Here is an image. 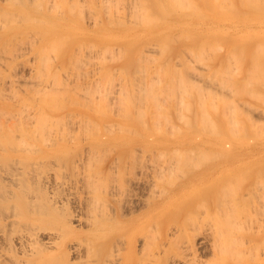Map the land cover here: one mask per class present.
I'll return each mask as SVG.
<instances>
[{"label":"bare ground","instance_id":"6f19581e","mask_svg":"<svg viewBox=\"0 0 264 264\" xmlns=\"http://www.w3.org/2000/svg\"><path fill=\"white\" fill-rule=\"evenodd\" d=\"M2 1L0 0V11L3 15L4 14L3 12L4 11L9 12L11 7L9 6L10 8H8V6H7L9 2L7 4H4L5 0L3 1L4 3ZM11 1H14V0H11ZM19 1H18V3H22L21 4L22 7H24L26 9V7H28V6H26L27 3L31 4V2L33 0L31 2H29L30 0L29 1L27 0V3H25L24 0H22V2H19ZM42 1L43 0H41V1L40 0H36V1L34 0L33 4H35V2H36L37 5L39 7H41L43 5ZM51 1H53V0H51ZM60 1L61 0H59V2L56 1L59 5L57 3L54 5L59 6V9L61 8V11H63L62 10L63 5L60 7ZM65 1L68 2V4L66 2L65 3L69 6V7H67V9H69V11L71 9L70 13L72 12V10H74L76 8V5L80 4V3H76V2H79L80 0L79 1L75 0L76 2L72 1L74 3V6H75V8H73L71 0H69V1L71 2L72 6L70 5V2L68 0H65ZM81 1H83V0H81ZM84 1L82 2V4L84 3ZM91 1H89L90 4H94L91 6H93V7L95 6L96 11H97V9L99 10L101 6L98 8L95 4L98 1L94 0V1H97L94 3H93V1L92 2ZM101 1L103 2V0H101ZM108 1L106 0L105 2L107 3ZM110 1L111 2H109V3L112 5L113 0H110ZM118 1L121 2V0H117L115 2L114 6L113 5L109 6V3L107 5L105 2H104L105 4L104 3L102 4L101 2L100 3L102 5H106L104 7L102 6L103 8L108 7L107 9H105L106 11L105 10L104 11H105V13L108 12L110 14V12H112V11H109V10L112 9V7L114 8L115 5H117L120 8L119 5H121V4H119ZM128 1L129 0H125V2H124V0H123V3H124L123 13L126 10H129V7H127V6L133 7L135 2H136L135 6H134L135 9L132 8V9H134L135 14H134L133 10L130 8L132 10L131 13L134 15V17L137 16V13L141 14V12L145 11V12H143V14L140 15L141 18L143 19V20L142 19L141 20L144 23L148 21L147 24L148 23L150 24V26L148 25L149 27H155V26H151L152 23L150 22V20L152 19L151 21H154V20L156 21L157 18H154L153 15H150V17H148L149 14H151L149 12H148L149 14H146V11L148 10V7L150 6V4H145V5H149V6H146L147 8L145 7L146 8L145 9V8H143L142 1H140V0H138V1H140L139 3L136 0H133V5L129 4L132 2L131 0L129 1V3L127 5L126 2H128ZM174 1L172 0V2H174ZM187 1L188 0H186V2H182L181 3L182 6H180L178 4L179 7H183V9H184L186 6V5L184 6V4L185 3L187 4ZM217 1L218 0H216V2ZM223 1H225V0H222V3H221V0L219 1L222 4V5L219 4V6L223 7V8L220 7V8H222V10L223 9L226 10L228 6L227 7L224 6ZM247 1H249V0H247ZM259 1L261 3L262 2L264 3V0L263 1L259 0ZM15 2H16V0H15ZM63 2H64V0L61 2V4ZM87 2H86V6H88V4H89V3L87 4ZM153 2L155 4V1H153ZM168 2H169V0H168ZM178 2H179V0H178ZM178 2L176 0L175 4ZM239 2H240V0H239ZM242 2L244 3L245 1L241 0L240 6H239V5H237V4H239L238 2L236 4L235 0L234 1L231 0L230 4L233 5L235 3L236 6L241 7V6H243V5H241ZM250 2L252 3V1H250ZM256 2L258 3L257 0H256ZM39 3H40V5H39ZM52 3L53 2H51L49 6H51L53 8L54 6H52L53 5ZM75 3H76V5H75ZM188 3H191V2H188ZM192 3L195 4L196 3L195 0ZM224 3H226V2H224ZM228 3H229V0L226 4H228ZM263 3H262V5H263ZM9 4H11V3H9ZM46 4H49L48 0H47ZM125 4L127 5L126 6L127 9L125 7ZM137 4L138 5L141 4L140 6L142 8L139 6V9H138ZM169 4L171 5L174 3H169ZM244 4H246V2ZM254 4H256V3H254ZM258 4H260V3H258ZM14 5H16V3ZM83 5H85V4H83ZM83 5L82 6L79 5V6L83 8ZM143 5H144V2H143ZM178 5H177V7H178ZM231 5L228 8H231L232 10H233V8L235 9L236 6L232 7ZM247 5L249 6V3ZM252 5H253V3L251 4V6ZM33 6H35V5H33ZM49 6L47 5V6L43 7L42 10H39L41 8H38L37 11H38V13H40L39 15H42L43 13H44L43 15H45L47 12L50 15L49 12L52 13L53 9L51 8L52 11H50ZM91 6L89 8L90 11H91V9H93ZM117 6L115 7L116 11L114 10L115 12L113 11V13L117 14L118 10H122V8L119 9ZM157 6L159 7V4ZM163 6H164L163 8L168 7V5L167 6L163 5ZM197 6L200 7L201 5L199 6L198 3H197V5L195 4V7H196L195 9H200ZM251 6L248 7L249 11H250ZM12 7H13V5H12ZM121 7H122V5H121ZM193 7L194 6H192L190 4V8H193ZM214 7L215 6L213 5V8ZM243 7H245V6H243ZM253 7H255V5L252 6V8ZM256 7H258V6H256ZM85 8L86 7H84V10H85ZM140 8H141V10H140ZM173 8H174V5H173ZM188 8H189V6H188ZM190 8H189V11H190ZM261 8H263V7L261 6ZM17 9L20 10V8H17ZM57 9L58 8H56V11H55L56 13L59 11V10L57 11ZM142 9H143V11H142ZM150 9H151V7H150ZM169 9H170V11H169ZM169 9H168V11L171 12L170 7H169ZM210 9H212V8H210ZM214 9H216V8H214ZM236 9H239L238 12L240 10L243 11V9L245 11V8H243V9L236 8ZM81 10L83 11V9H81ZM81 10H79L78 13H76V14L80 15L82 13V15H80V17L82 16L81 18L84 20V19H86L84 17V15H85V13H86L85 11L87 9L84 12H81ZM131 10H129L127 14H131V13H129ZM135 10H137V11L140 10L141 12H136ZM157 10H158V8H157ZM166 10H167V8H166ZM166 10H161V11L166 12ZM177 10H179V9H177ZM177 10H175V11H177ZM260 10H262V9H260ZM11 11L9 12V14L11 13ZM15 11H16V9H14V12ZM183 11L184 10H182V12ZM186 11H188V10H186ZM233 11H235V13H236V10H233ZM253 11H254V9H253ZM18 12L15 14L16 16L13 13L14 18L17 17L18 20H19V18H20V20H22L21 19L22 15L20 17L17 16ZM20 12H21V14L23 13L22 11H20ZM25 12H26V10H25ZM29 12H30V10H29ZM76 12H77V10H76ZM177 12H179V11H177ZM182 12H180V13H182ZM1 13H0V17L2 16ZM7 13H5L7 20L9 19V20H12V22H13V18L11 19V17H13V15L11 16V14H10V17H9V14L7 15ZM36 13H33L34 14V17H33L34 20L39 19L38 15H37L38 13L37 14ZM53 13H54V11H53ZM56 13H55V15H56ZM62 13L63 12L60 13V16ZM65 13H66V15L63 16V14H62V17H59V18L56 17L58 19H56L55 21H54V19L51 18L53 20L52 22L57 23V25H61V24L69 25V23H71V21L73 22L74 20H76V19H74V20H72V19L76 18L77 16L73 17L71 19L70 15H68L67 12H65ZM74 13L75 12H73V14ZM118 13H120V15L123 14V13H121V11H119ZM144 13H145V18H144V16H142V15H144ZM154 13H155V10H154ZM174 13H176V12H174ZM186 13L188 14V12H186ZM186 13H185L186 16H189V15L191 16L193 14L192 13V14L187 15ZM189 13H191V12H189ZM220 13H221V11H220ZM244 13H243L244 15L247 14L246 12H244ZM35 14L37 15L36 17H35ZM87 14L89 16L91 15L88 12H87ZM92 14L94 15V13H92ZM97 14H100L99 11ZM109 14L105 15V17L107 16L108 20L110 19V17L113 18V22H114L116 17L114 16L115 17V19H114L113 15H115V14H113V15L110 14L111 16H109ZM196 14H197V12H196ZM253 14H255V13L253 12ZM55 15H53V16H55ZM79 15L77 18L78 21H79ZM133 15H132V18H133ZM200 15L202 16L201 12H200ZM223 15L226 16L224 13H223ZM46 16H47V14H46ZM125 16H126V20L124 18H122L121 16L117 15V17L121 18L119 20H121L122 22H123V20H124V22L128 20L127 19L128 15L125 14ZM140 16L138 15V18L136 17V19L133 18L134 20L130 16L132 21H130V20L129 21L133 22V23H137L138 20H140ZM154 16H155V14H154ZM159 16H160V14H159ZM172 16H174V15H172ZM186 16H185V18H186ZM197 16H198V14H197ZM4 17L5 16H3V18H0V20L1 19L4 20ZM94 17H95V19L101 18L98 15L93 16V19H94ZM123 17H124V15H123ZM209 17H210V15H209ZM232 17H233V15H232ZM249 17H247V19H246L247 21H248ZM257 17L260 18L261 15H260V17L257 15ZM23 18H25L26 20H32L29 18V16H27V18H26V16H23ZM53 18H55V17H53ZM146 18H148V19H146ZM160 18H162V16ZM183 18L184 17H182V19ZM244 18H246V17H244ZM244 18H240V19L243 20ZM25 19H23V20H25ZM90 19H91V17L89 18V21H90ZM95 19L93 20L94 23L96 21H100V23H101V22H103L102 20H104L101 18L102 20L99 19V20L95 21ZM260 19H262V18H260ZM3 20H1L2 22L0 21V23L3 24ZM7 20L6 21L4 20L3 26L5 25V22H10L9 20L8 21ZM40 20L41 19H39V21ZM44 20L46 21L45 18H44ZM83 20H81V21H83ZM108 20L106 21L107 23L112 21V20L111 21H108ZM117 20H118V18H117ZM135 20H137V21L135 22ZM165 20L167 21V17ZM169 20H168V22H169ZM171 20H173V19H171ZM208 20H210V19L208 18ZM262 20H264V19H262ZM142 21H139V22L142 24L143 23ZM158 21H160V19H158ZM158 21H157V24H159V26H161L160 23H162V22L158 23ZM162 21H164V20H162ZM173 21L175 22L176 20H173ZM184 21H186V19H184L182 22H184ZM198 21H200V20H198ZM223 21H224V19H223ZM234 21L235 20H233L232 22H234ZM257 21H258V19L256 20V22ZM14 22L18 23L17 21H14ZM23 22H25V21H23ZM33 22H35V21H33ZM52 22H49V23L51 24ZM84 22H88V21H84ZM180 22H181V20H180ZM182 22H181V24H182ZM219 22H221V20H219ZM256 22H255V25H256ZM19 23H21V21ZM36 23H38V22H36ZM39 23H41V22H39ZM79 23H80V21H79ZM79 23H77V24H79ZM90 23H91V21H90ZM116 23L117 22L115 21L114 24H116ZM121 23L118 22V25H120ZM196 23L194 22L192 24L195 26L196 25L198 26L199 22L197 24ZM200 23H202V25H203L204 22H200ZM200 23H199V25H200ZM211 23H212V21H211ZM213 23L211 24V26L213 25ZM217 23L218 22L216 21V24ZM221 23L223 25L226 22L225 23L221 22ZM237 23L239 24V22H237ZM244 23L247 24V22H244ZM250 23H251V25L253 24V26H254L253 22H250ZM258 23H259V21H258ZM258 23H257V25H258ZM2 24H0V26H2ZM48 24H46V25H48ZM81 24L82 23H80V25ZM95 24H97V22ZM110 24H113V23L111 22ZM157 24H155V25H157ZM243 24H242V26H243ZM249 24H248V26H249ZM71 25H73V24H70L69 26H71ZM133 25H136V24H133ZM143 25H145V24H143ZM180 25L178 27H183ZM222 25H220V26H222ZM230 25H232V24H230ZM236 25L237 24H235V26ZM240 25H238L237 30H238ZM3 26L1 27L2 29L0 28V30L4 29ZM37 26H39V25H37ZM99 26H98V28H100ZM174 26H175V24H174ZM208 26H210V23ZM213 26L215 29V24ZM217 26H219V24ZM48 27H50V25ZM87 27H88V25H87ZM87 27L85 26L86 31L88 33L89 31H88ZM94 27H95V25H94ZM190 27L191 26H189V29H190ZM225 27H227V30H228L229 27L228 26H225ZM8 28L5 29L7 31V33H8ZM20 28L22 29V27H20ZM20 28H15V30L16 29L19 30ZM67 28H68V26L66 27V29ZM80 28L82 29L83 27H80ZM85 28L83 29V31L85 30ZM104 28H105V26H104ZM104 28L102 27V30H104ZM118 28H119V26H118ZM168 28H170V27H168ZM175 28H176V26H175ZM246 28H247V26H246ZM255 28H256V26H254L252 28V29H254L253 30L254 32H252L254 34L256 33V30H257V28H256V30H255ZM38 29H41V28H38ZM75 29H72V30H75ZM89 29H90V27H89ZM93 29L95 30V28H93ZM120 29H122V27ZM165 29H167V28H165ZM171 29H173V28H171ZM184 29H185V25H184ZM184 29L182 31H180V33H182L181 35H179L180 34L179 33L177 36V34H176L178 32L177 31L175 33L176 35L174 36V34H173L172 36H174V38L177 40L178 39L181 40L186 36V38L189 37V38H187L189 40L190 35L187 36L188 35V34H186L187 32L185 34H183ZM191 29H192V27H191ZM212 29H213V27L211 28V30ZM234 29H236V28H234ZM234 29L233 30L231 29V30L233 32H235ZM239 29H241V26ZM17 30H16V32H17ZM72 30H70V31H72ZM108 30H110V29H108ZM159 30H161V29H159ZM190 30H188V32ZM195 30H196V28H195ZM195 30H194L193 35H195V33H196ZM249 30H250V28H249ZM13 31H12V33H15ZM28 31L29 30L27 28V32ZM39 31L37 33L34 30H33V32L30 31L31 33H33L35 35L34 36L32 34L31 36L36 37L38 35L39 38L36 37V39L38 38L40 40V38L42 36L44 37V35H42V34L49 32V30H47L46 32L41 31L42 32V34H41V32H39ZM78 31H81V30H78ZM126 31H128V29ZM131 31H132V29H131ZM162 31H159V32H162ZM198 31H200V29H198ZM84 32H80V33H84ZM94 32H96V31H94ZM108 32H110V31H108ZM142 32L145 34L144 31H142ZM149 32H150V30H149ZM191 32H192V30H191ZM212 32H213V30H212ZM222 32H223V30H222ZM53 33H54V31H53ZM153 33H155V32H153ZM165 33H166V31L164 32L163 36L166 35ZM173 33H174V31H173ZM197 33H200V32H197ZM206 33H208V32L206 31L204 33V35ZM229 33H231V32H229ZM21 34H23L22 35L23 38H20V34H19V37H17L16 34L14 36L17 42H18L17 38L20 39L18 43L21 42L22 44H25V42L23 43V41H22V40H25V38H28L26 40H29L30 38H32V39H30L31 40L30 42L32 44H35L38 42V41H35L36 39L31 37L30 35H29V37H27V35L24 34V31H23V33L21 32ZM27 34H29V32ZM55 34H59V33H55ZM95 34L96 33H94V36H97ZM100 34L102 35V33H100ZM103 34H106V33H103ZM112 34L114 36V33H112ZM120 34L117 33L118 36ZM152 34L150 36H152ZM190 34L192 35V33H190ZM226 34H228V33L226 32ZM233 34H236V32ZM233 34H232V36H233ZM243 34H244V32H243ZM245 34H246V32H245ZM3 35H5V34H3ZM3 35H1V33H0V36L3 37ZM60 35H61V33H60ZM92 35H93V33H92ZM134 35H135L134 40H136L135 42L138 43L139 41H137V38H136V35H138V34L136 33ZM141 35H142V33L139 34V38H141ZM158 35L159 34L157 33V36ZM183 35H185V36L182 37ZM10 36L8 37V39H6L7 36L5 37L6 42L4 41L2 43V46H0V47H3L4 45L7 47L8 43H10L8 45L9 47H10V45H13V47L16 46V44H15L16 41L13 38V35L11 36L12 37L11 41H13V39H14V41H15V42L13 41L14 44L10 42V39H11ZM24 36H26V37H24ZM46 36L47 35L45 34L44 39L46 38ZM105 36H104V38L108 37V36L107 37H105ZM124 36H126V35H124ZM163 36H161V38L165 39V38H163ZM172 36H169V37H172ZM224 36L230 37V34L224 35ZM247 36L249 38H251V35L249 36V34H248ZM55 37H56V35H55ZM62 37L65 39L64 35ZM62 37H61V39H59L60 41H63ZM70 37L69 38L73 40L74 36L72 37V35H71ZM178 37H180V38L182 37V38L180 39ZM192 37H194V36H192ZM209 37H210V35H209ZM212 37H216V35L212 36ZM238 37L239 36L237 35V38ZM253 37H255V35ZM66 38L68 39V37H66ZM76 38H79V37H76ZM76 38H74V40ZM139 38H138V40H139ZM142 38H145V37H142ZM156 38L157 37L154 38V41L158 39V38L157 39ZM197 38L195 40L200 39V38H198V39ZM70 39H69V41L66 40L67 42L64 45L62 42H61V44H58V43H60V41L58 39H57V41H59V42L56 43V38H55V42H54V40L52 42L56 43L58 45H61V46L63 45V48L65 47V49L68 50L71 48V46H70V48H68L69 46H67V43L70 42ZM80 39H81V37L79 38V40ZM86 39H88V38L86 37ZM91 39H90V42H93V41H91ZM100 39H103V36H101ZM129 39H130V37H129ZM129 39H126V40H129ZM151 39H153V38H150L149 39L150 42H149L148 39L145 38L141 42L144 43L145 40H147L148 43L151 44V46H152V44L154 45V46H152V48H150L151 46L148 44H143L144 46L140 52L138 51L137 47L134 49H137L138 53L139 54L142 53V55H144L146 53V51H149V54H151L150 51H152V50H153L152 54H154L156 52V50H159L161 48V45H159L160 42H157V41H156L157 44L156 43L154 44V41L153 40L151 41ZM167 39H168V37H167ZM173 39L169 38L170 41L165 39L166 41L163 40V42L165 41L168 44V42H171V40H173ZM202 39H204V38L202 37ZM7 40H9V41H7ZM48 40H50V38H48ZM109 40H110V38H109ZM119 40H121V39H119ZM188 40H186V42ZM232 40L233 39L231 38V41ZM33 41H35V43ZM50 41H47V42H45V40H44V42L42 41L43 44L44 43L46 44V45L44 44V46H46L47 48H45L43 45H41V49L44 47L43 49H45V50H42V51L45 53L47 51L48 58L52 59V58L57 57V55L55 54L57 52V50L55 53L51 52L54 50L55 47L52 48L50 46L52 44V43H49ZM112 41H114V40H112ZM160 41H161V39H160ZM193 41H194V39H193ZM215 41H216V44H219L220 41H224V40L218 39V41H219L218 42L216 39ZM215 41L212 42V44L213 43L215 44ZM0 42H2L1 37H0ZM30 42L28 43V41H26V43H28L29 46L32 47ZM63 42H65V40ZM94 42H96V41H94ZM176 42L178 43V41H176ZM189 42H192V41L189 40L188 43ZM194 42H192V43H194ZM210 42L211 41L209 39V41H207V44H209ZM4 43H6L7 45ZM47 43L50 44V45L48 44L49 47L47 46ZM76 43H77V41H76ZM76 43H75V45H77ZM79 43H81V42H79ZM108 43H109V41H108ZM142 43H141V45H142ZM145 43H147V42H145ZM174 43H175V41H174ZM200 43L202 45V43L205 44L206 41L205 42L200 41ZM228 43H230V42H228ZM261 43L263 45V42H261ZM81 44H83V42ZM84 44H86V42ZM93 44L95 45V43H93ZM93 44H92V46H93ZM100 44H101V46L104 45L102 41ZM100 44H99V46L96 44V46L101 47ZM132 44H134V43H132ZM186 44H183V46L185 47ZM214 44H213V46H215ZM241 44H242V42H241ZM20 45H17V47H20ZM27 45L25 44V46L27 48H31V47H28ZM70 45H72V44L70 43ZM83 45L82 46L80 45V48L82 50L84 48ZM87 45H88L87 47L89 48L90 44H87ZM111 45L113 46V44H111ZM141 45L139 47H141ZM155 45L156 46L159 45V47L157 46L156 49L153 48V47H155ZM162 45L164 46V47L163 46L162 47L165 48V50L163 49L164 53H165V51L167 52L168 51V50H166L167 45H164V44H162ZM195 45H197V44H195ZM201 45H200V47L197 48L199 51L201 50L200 48H202L203 50H206V48H207L208 51L206 50L205 52L203 51L202 53H200L201 55H199V54L196 55L197 52L199 53V51L196 49L197 51L194 53V57L196 55V57H195L196 59L193 61L195 62L198 58V61L200 63L203 62V64H205L204 63V61H205L206 64L204 66H206L207 64L209 65V63H207L206 60H212L213 57H211V56H213L215 54V52L219 51L220 49L216 50V47L218 45L215 46L214 48L212 45H210V46H212L213 49L209 45L206 46V44L204 45V47H205V49H204V47H202ZM235 45L233 44V47L230 50L227 49V51L229 50V53H227V55L229 56L230 54H232L231 59H233L236 56L239 59L234 58L233 60L237 59V61L238 60L240 61L241 56L238 57V55H235V53H236V51H234V49L236 50ZM260 45L261 44H259V46ZM5 46L3 47V49H0V52L3 51L5 48L6 50H4L2 52L4 55H5V53H6V55L7 54L11 55L10 53H12V55H13V56L12 55L10 56L11 58L7 56V58H8L7 59L6 55H5V57H3L4 55L2 53L0 54V55H3V56H1L2 59L6 58V60H7V61L2 60V59L0 60V61H4L2 63L5 64V66H6L5 69L7 71L9 64L11 62L13 63V60L18 62L19 59L16 60L17 59L16 56L19 55V58L22 56L24 57L26 54L25 55L23 54L25 52L23 50L24 49L27 50V49L24 48L25 46L23 45V47H22L23 50H22V48L16 50V48H17L16 47V48H13L12 52H10V50H12V46H11L10 50L8 48H6ZM38 46H39V44H38ZM84 46H86V45H84ZM104 46H102V47H104ZM125 46L128 47V44L127 45L125 44ZM132 46H134V45H132ZM174 46L175 45H173V47ZM187 46H189V45H187ZM227 46H229V45H227ZM35 47L33 46L31 48V50H33V48H35ZM87 47H86V49H88ZM94 47L95 46H93V48ZM98 47H96L97 49L95 48V50H97V52H98ZM120 47L122 48V46H120ZM120 47H119V44H118V47L116 44V48H120ZM173 47H170V51H168L169 53L171 52V48H173ZM180 47H182V46H180ZM244 47H245V45H244ZM244 47L242 46L241 48L245 49ZM261 47L263 48L264 46H261ZM51 48L53 50L50 51ZM58 48L61 49V47H59V46H58ZM90 48L87 50L89 52H86V49H84V51H85L84 56H86L87 59H88V55H86V54L87 53L92 54L91 56H89V58L91 57V60L90 59L86 60L85 59L86 57L84 58L88 62H83V63H87L84 65H87L88 67L91 64V61L94 60L93 58H96L98 56L99 52L101 54L100 56H102V53H101L102 49H101V51H99L98 53L95 54V56L97 55L95 57L93 54V53H95V50H92L93 51L92 52L90 50ZM108 48L109 47L107 46L106 52L108 55L113 53V52L116 53V50L114 51V49L112 52L108 53V51H109ZM192 48H194V46L191 47L190 49L188 47L183 48L185 51L186 50L189 51V54L192 56L191 60H190V57L188 58L186 56L187 55L186 53H188L187 51H186V53H184L185 51H181L182 49L181 50L179 49L181 52L180 55L184 54L186 56V58H185L183 55H181L182 58L186 59V62H188L187 60H189L190 62L192 61V58H193L192 54L193 53L190 52V51H193ZM217 48H220V47L218 46ZM241 48L238 47V49L240 51L242 50ZM257 48H259V47H257ZM48 49H49V51H48ZM122 49H124V47ZM14 50H16L18 52H21V50H22L23 51L22 55H21V53L17 54L18 52H16L15 54H17V55L14 56V54H13L15 52ZM63 50H61V51H63ZM66 50L64 51L65 54L67 52ZM82 50H81V52H82ZM104 50H105V48L103 49V51ZM126 50H127V48H126ZM239 50H237L238 53L244 55L242 52H239ZM37 51H36V54L34 53L35 57L38 54ZM42 51H40V54L42 53ZM70 51H72V49H70ZM74 51H79V50L74 49ZM209 51H211L210 53H213V54L209 53L210 56L208 57L209 54L208 53L206 54V52H209ZM253 51H255V50H253ZM253 51H252V54H253ZM7 52H10V53H7ZM28 52H30V51H28ZM48 52L54 54L55 57H52L53 55L51 56L52 58L49 57L50 54H48ZM104 52H103V54L105 55ZM127 52H128V50H127ZM134 52H136V51H134ZM256 52H259V50H257ZM59 53H57V54H59ZM72 53H74V52H72ZM120 53H124V52H122V51L119 53L117 52L116 56L117 55L120 56L121 55ZM203 53H204V55L206 54L208 59L205 60V58H203L205 56L200 57V56H202ZM69 54H70V52H69ZM79 54H81V53H79ZM223 54L224 53H222V55ZM263 54H264V50H263ZM28 55H29V53H28ZM28 55H26L27 58H28ZM45 55L46 54H44V55L42 54V56H45ZM82 55H83V52H82ZM157 55H159L161 57V54H157ZM167 55L169 56L170 54L167 53ZM167 55H166V58H167ZM175 55H177V54H175ZM218 55H219V53H218ZM260 55H261V53H260ZM42 56L41 55L38 56V58L40 57L41 61H40V59H38V61H37V59H34L35 57H33L34 60L31 58L32 59L31 61L36 60V62H34L35 66H33L32 62H31L32 65L28 64V63H30V61L25 59V57H24L25 60H22V61L19 60V63L28 62V63H26V65H30L31 67L37 68L38 65H36V63L38 62L40 64L39 67L42 68V71H43L42 73H44V76H46L47 79L50 78V81L52 79L51 82H53L54 77L51 78V76L55 75L58 82H59V80L61 81V79H62V81H61L62 84H64V82H65V81L63 82V80H67L69 78V75H68V78L66 77V75L68 74V71L71 70L70 66H71V64L73 65V63H72L73 60H74L73 62L75 63L74 58H76V61H81V63H82L83 57H84V56L82 57L80 55L82 57V59L80 57H78V59L80 58L78 60L77 56H75V53H74L75 57L73 56L74 58H71V63L69 64L70 66L69 67L65 66L67 69V72H66V69L64 68V65L65 64L68 65V63L70 62L69 61L70 56H68V61H69L68 63L64 62L67 60L64 57L65 60L63 59V62L65 64L61 65L60 63H58V65H57L55 63V65L58 66V67H56V68H58V70L56 68H54V70L52 72V69L55 66V65H53L54 59L52 60V63L50 65L49 63L51 62V60H49L46 56L45 57H42ZM100 56H98L96 59H98L100 61H105L104 59L107 60V58L109 59V57H110V59H113V58L116 59L117 58L115 56V54H113L114 57L108 56L104 59L101 58V59H103V60H101V59H99ZM123 56H124V54H123ZM128 56H129V54H128ZM137 56H138V54H137ZM145 56H146V54H145ZM151 56H152V59H151ZM151 56L148 55L146 58L149 60L145 59V62H144V61H140V59H142L141 54H140V56H139L140 57L139 58L140 63L139 64L137 63V66L140 65L142 68H145L146 64L149 65V63L152 62L154 59H155V61H157L156 60L157 57L159 58V56H156V58H154L155 54L151 55ZM162 56H165V55H162ZM224 56L225 55H223V59H224L223 61H225V59H226ZM228 56H226V57L228 58ZM13 57L14 58L16 57V59H14ZM58 57H57V59L62 60ZM60 57H63V56H60ZM111 57H113V58H111ZM171 57H172V55H171ZM215 57H217V54ZM254 57L255 56L253 55L252 58L255 59ZM262 57H260V58H262ZM9 58L11 59V61H9L10 60ZM45 58L49 60L48 62L46 60V62L48 64L45 63V66L43 65L44 67L47 66L46 68L41 66L42 65L41 63L45 60ZM178 58H180V56H178ZM200 58H202L204 61H202V59H200ZM120 59H122V58H120ZM163 59H160V61L161 60L163 61ZM184 59H182L183 60L182 61V60L177 59V57H176V60H179V62L182 61L184 63ZM220 59L222 61V58H220ZM231 59H230V56H229V59H227L228 60L227 61L228 66H231V65H229L230 64L229 62H232ZM253 59H251V61H253ZM146 60L150 61V62L148 63ZM171 60H173V59H171ZM176 60H174V61H176ZM215 60H216V58H215ZM243 60L244 59H241V61H243ZM262 60H263V58L260 59V61H262ZM5 61L8 63V65L6 64ZM123 61H126V60H123ZM155 61H153V62H155ZM193 61L191 64L192 67L194 65ZM254 61H253V63H254ZM257 61H259V60H257ZM44 62H43V64H44ZM106 62H108V61H106ZM106 62H104V63H106ZM119 62H120L119 63V65H120L121 61H119ZM141 62H144L145 64L144 63L142 64ZM170 62H172V61H170ZM177 62H175L174 64H176ZM190 62H188V63H190ZM216 62H218V61H216ZM220 62H219V66L221 64ZM24 63H22V64L24 65ZM83 63H82V65H83ZM94 63H96V62H94ZM98 63L100 65L96 64V66L98 65V67L96 69H100L99 67L101 66L102 62H98ZM125 63H127V61ZM165 63L167 64V61ZM188 63H187V65H188ZM262 63L263 62H261V65H262ZM76 64H77V62H76ZM76 64H74L73 66H76ZM79 64H80V62H79ZM111 64L115 65L114 63H111ZM127 64H129V63H127ZM153 64H154V66H156L155 63H153ZM180 64H181V62H180ZM180 64L178 63V65H180ZM184 64H183L184 68L182 67L184 70L187 68L189 69V66H190V69L193 70L190 64L188 66L186 65L187 68ZM203 64H201V66ZM227 64H225V65H227ZM257 64H259V63H257ZM12 65L13 64H11V66ZM15 65L18 66L19 64L15 63L12 67L13 68L16 67ZM26 65H24V66H26ZM49 65H50V67H48ZM80 65H79V67H75V68H79V70H78L79 72L77 70H75V68L72 69V73L75 75V77L77 76L78 73L83 72V70L84 71L86 70L87 72L92 70L91 69L88 71L86 68L83 69L81 66V69H83V70L80 71L81 70ZM84 65H83V67H84ZM119 65H118V68L120 69ZM131 65L132 64H130V66ZM134 65H135V63H134ZM144 65H145V67H143ZM158 65H160V67H161V65H162L161 62L158 61ZM208 65L206 67L203 66L204 68L202 67V69L206 70V68H209ZM234 65H236V63ZM239 65L240 64L237 63L236 67L238 68ZM252 65H255V64H252ZM252 65H250V66L252 67ZM261 65H260V67H262ZM0 66H1L0 72L3 71L0 75L3 76L2 74L6 73V75L8 76L9 75L8 72H4L5 71L4 65H2L0 63ZM30 66L27 68H30ZM51 66H52V68H51ZM60 66H63V67H60ZM92 66L94 67V65H92ZM106 66L104 65V67H106ZM124 66H126V65H124ZM150 66H149L150 69L154 68V66H152L153 68H151ZM170 66H172V64ZM196 66L194 65V67H193V68H196V69H194V70H196L195 72L198 71L196 74L201 73V68H200V71L198 68V67H200V65H198L197 67ZM219 66L216 67V70ZM20 67L17 69L18 72H19ZM132 67H130V68H132ZM135 67H136V65H135ZM166 67H167V65H166ZM174 67H176V68H174L175 73H179L178 78L181 77L182 75H180V74H182V73H180L178 71L181 68L179 67L180 69L176 70L178 68L177 65ZM251 67H250V69H251ZM257 67H259V65ZM2 68H3V70H2ZM35 68H34V71H36ZM41 68H37V69L39 70ZM47 68L48 69L51 68V71L49 70L50 74L52 72V75H50V77H48L49 74L45 75V73L48 71ZM60 68H63L62 72L64 70L66 74L64 72L63 73L65 75L63 73H61V74L59 73V72H61ZM68 68H70V70ZM101 68H102V66H101ZM106 68H107V71L110 72V70H108V69H110V66H109V68L108 67H106ZM122 68H121V70H122ZM124 68H127V67H124ZM138 68L136 67L135 70L138 71L139 70ZM157 68H159V66ZM157 68L155 67L153 69V71H150L148 73L152 74L151 72H153V75H154L155 71L159 72V70H160V68L159 69H157ZM162 68H164V67H162ZM9 69L11 70L12 68H9ZM43 69H46L45 72ZM59 69H60V71H59ZM93 69H95V67ZM171 69H169L167 71H165V69H164L163 71L164 72H168V71L171 72L170 71ZM183 69H181V70L183 71ZM190 69H189V71H190ZM209 69H212V68H209ZM227 69H228V67H227ZM229 69H232L231 72L234 70L233 68H230V67H229ZM10 70H9V72H11ZM22 70L23 69H21V71ZM24 70L27 71L26 68ZM24 70H23V72H25ZM29 70L30 71H27L25 73L27 76L29 75L28 76L29 79H28V77L26 79L31 81L34 78L36 80L37 79L36 76H38V75H35L34 77H32L33 76L32 73L34 71L33 70L31 71V69H29ZM55 70L58 72H56ZM74 70H75V73H77V72L78 73L75 74ZM145 70H148L147 67ZM194 70L192 71V74H191V72H188V70L185 71L184 74L187 75V72H188V75L190 73L191 76L193 77V74L195 73ZM213 70H212V74L215 73V72H213ZM224 70H226L225 66H224ZM224 70H222V68H221L220 73L217 71V73L220 74L219 75L220 78H224V75H229L228 72L227 73L225 72L223 77H221ZM235 70H237V69H235ZM235 70L232 73L236 72ZM262 70L264 71V68ZM14 71L15 70L12 69V73H14V74H16V76H18L19 74L17 72L15 73ZM86 71L83 73H86V75L88 76ZM96 71H101V70H95V72H93V73H96ZM103 71H102V73L104 74L106 72V70H105V72H103ZM122 71L125 72L124 70H122ZM209 71L210 70H208L207 72H209ZM247 71H248V69L246 70V72ZM256 71H255V76H256ZM28 72H32V73L27 74ZM39 72H40V70H39ZM39 72L35 73V74H39V76H38L39 78L36 81H38L40 79L42 80V78H43L41 76L42 73H39ZM117 72L120 74V72L118 70H117ZM141 72L144 73V69H142ZM141 72H136V73L138 75V74H141ZM158 72L156 73V75L158 74ZM164 72H163V74H164ZM203 72H204V70H203ZM229 72H230V70H229ZM240 72H241V70H240ZM240 72H239V74H240ZM249 72H250V70H249ZM12 73H10V74H12ZM53 73H55V74H53ZM72 73H70V79L68 80L69 82H70V80L72 81V79L75 78ZM90 73L92 74V72H89V75H90ZM100 73L101 72H99V75H100ZM145 73H147V72H145ZM206 73H204L203 76L204 75L206 76ZM209 73L211 74V72H209ZM21 74H22V72H21ZM56 74L58 75V77L59 76L60 77L63 76V77L60 79V77L58 78ZM97 74L98 73H96V75ZM103 74H102V76H104V77H101V78L104 79L106 75H108V76H109V74L115 75L116 73L113 74L110 72L108 74V72H106V75L105 74L103 75ZM131 74H129V75L133 76ZM201 74L197 75V79H200ZM216 74H215V76H216ZM6 75H4V76L7 77ZM26 75H25V77H26ZM79 75L80 74H78V76ZM86 75H84V76H86ZM94 75L95 74H93V76ZM153 75H150V79L147 77V80L152 81L151 79L153 77V81H154L155 75L154 76ZM158 75H157V77H158ZM169 75H171V74H169ZM175 75H177V74H175ZM9 76H11V75H9ZM16 76L15 75H14V77L11 76V79L13 77L14 79L17 78V80H18V78L22 79L24 77V75L23 76L20 75L19 77H16ZM40 76L42 78H40ZM72 76H73V78H72ZM108 76L105 79L107 82L108 81L110 82V80H108L109 79ZM115 76H112V77L109 76V77H111L110 79H112ZM120 76L118 77V74L116 76V77H118V80L120 78V82L124 81L127 78V76L124 79L122 77L123 80H121ZM198 76H199V78H198ZM209 76L210 77L207 76L209 78L208 79L209 81H207V82H210L212 80L211 75H209ZM213 76L214 75H212V77ZM230 76H226V77H230ZM25 77L23 79V80H25V81H23V83L28 82V81H26ZM88 77L90 78V76H88ZM96 77H98V76H96ZM183 77L184 76H182L181 78H183ZM186 77L189 79L188 76H186ZM194 77L196 78V75ZM217 77L216 78L214 77V79L212 80V83L215 80L214 81L215 83H213L215 85L218 84V82H219V81L216 82V80L220 79ZM226 77L224 78V80L226 79V81H228V78H226ZM2 78H4V77H2ZM2 78H0L1 82L3 81ZM46 78L44 77V80L46 81V83L49 84L50 81L48 80L49 81L48 82ZM77 78H76V80L78 81V83L75 79H73L75 81H73V83L71 82L72 87L75 86L74 84H76V83H77V85H79L80 81ZM83 78L81 77L80 79H83ZM89 78L85 79V80H86V82L88 80V82H87L88 85H91L93 82L90 80L93 77L91 76L90 80H89ZM115 78H113V82H115L114 81ZM131 78L132 77H130V79ZM136 78H137V76H136ZM164 78H165V74H164ZM175 78L174 77L171 78L172 81H176ZM195 78L192 79L190 77L189 80H191V82H195L196 81ZM201 78L204 79L205 77H201ZM245 78L246 77H244L243 80ZM251 78H253V77H251ZM9 79H10V77H9ZM14 79H12L14 84H12L8 79L5 80V82L9 81L8 84L11 83V86L10 85L8 86L11 89L13 88L12 86L15 85V82H16ZM100 79L97 78V80H96V78H95L96 81L95 80L94 81L96 83H94L95 85H91L92 87L91 86L88 87L87 83L85 82L86 84L85 83L84 84H85V86H87V88L85 86H84V88H82L84 81L81 82L82 83L81 88L77 87V85H76L77 89H74L75 87H73L71 89L70 84L66 85L67 89L64 87L65 84L62 85L64 88L62 86H60L63 89L59 88V86H57V88H56V86H55V88L58 91H54V89H53L54 86H53V88L51 87L52 89L50 88V90L48 88L52 84H54V85L56 84V83H54V82H57L56 79L54 80V82L52 84L50 83L49 86H48V84L44 83V85L46 84L48 87L41 84L45 81H43V82L38 81L37 83L35 82L36 86L33 84L32 87L34 89L30 88V90H28V88L31 86L29 83H32L33 80L31 82L29 81L28 84L25 83V85H27L26 87L21 82L22 85L24 86V91H26V89L28 90L27 94H25L26 92H24L22 90L23 86L20 87L21 83L18 80L17 83H19L20 85L17 83L16 84L18 85L19 89L17 90L18 87H17V85H15L14 86L15 88H13V92H11V93H14L15 90H16L17 94H18V91H19V93L23 92V95L22 94L18 95V97H20L18 99V101L20 99L25 98V99H23V101L29 99V101H27V102H29L28 105H31L32 103L35 104L36 101L32 102V103L30 102L31 97L30 98L28 97L30 95L35 96V97L37 96L36 99L37 100L39 99L38 101H40V102H41V100L43 101V103H39V104L36 103L35 106L32 104V106H29L28 108L23 107V105L25 106L27 104L26 101L23 102V105H22L23 108L20 107L19 105L17 108H15L16 104L17 103L19 104L20 101L18 102L16 100L17 97L15 98V96L11 97V98H10V96H8L11 94L9 92L11 89L5 88L6 86H4V88H2L3 86L0 87V92L3 91V90H1V88L4 89V91H5V89L9 90V91L6 90L9 93V94L7 93L8 95H6V91L4 92V94H3V92H1V94H3L1 96H3V98L7 96L11 100L13 98H15V101H12V102L17 101L16 104L14 103L15 106L12 107L13 104L11 101L9 102V100H7L8 98L4 102V100H2V97H0L1 98L0 101H3V103H7V105L2 104L3 106L0 104V108L2 107L0 109V112L2 111L0 113L1 114L0 117L3 116L2 118H0V264H264V142H260L257 145H253L252 143H249L248 141H247L248 144L236 143V142L233 143L234 141L232 139L233 142L231 143V142H228L225 140L226 139L225 135H224L225 136L224 140L215 139L217 137V135L215 138H213L211 135V133H213L215 130L213 128H217V130H218L219 126L216 127L214 124H211V122H209L211 119L208 120V117L212 118V116L215 115V113H212L211 117L209 116L210 113H209V115H207L208 114L207 110L204 107L206 102H205V104L202 103L203 101H205L203 98L209 97V96L204 95L205 97H203L201 95L203 101H201V102L199 100L198 101L200 103H202L203 105L199 106L200 103L196 102L198 104V106L201 107V109L199 110V107L197 106L198 109L196 111L195 109L197 107L195 108V104H194L195 102L192 101V99H193L191 96L192 93H191V95H190V93H188L191 91L188 88L193 87L190 85H192V84L194 85L196 82L190 84V81L187 82L184 79L185 81H183V82H185V83H183V82H181V83L185 85L187 82L188 85L186 84L187 87H185V88H187L189 91H187V89H185L183 86H181V87L179 86L182 91H177L179 89V88H176L177 87L176 85H178L177 82L175 83V82L170 81L171 79L170 80L168 79L169 81L163 83L165 86L167 85L166 90H164L165 88L163 87L164 86L163 84H162L163 86H160L161 88H159V86L157 87V85H160V83H162V81H160V83L158 84L157 81L159 78L158 79L156 78L155 80H156L157 84L154 83V84H156L154 86L157 87V90L155 89L156 87H154L155 90L154 89L151 90L153 87L151 88L150 86H149L150 90H147L148 86H146V84L142 82L144 80V76H143L142 80L140 79L139 81H136V80H138V78L135 79V83L137 82V83L145 84L146 89H145V87H142L143 86L142 84L140 85L142 88L138 87L139 84L138 85L135 84L132 87L134 88L136 86V87H138L137 89L131 88L132 90L131 89L127 90V88H125L126 86L124 85L126 81H124L123 85L125 87L121 86L122 89H120V90L117 89L118 85H119V82H117L118 83V84L116 83L117 86H115V83H112V84H114L115 87L112 85L113 88H111L112 90L110 89L111 91H108L109 90L108 88H106V89H108L107 91H103L105 89H103L102 91H99L100 88H98V87H103V88L105 87V86H103L102 82L100 83L101 85H99V86L97 85L98 84L97 82H100ZM162 79H159V80H162ZM230 79H232V78L230 77ZM145 80H146V77H145ZM166 80H167V78H166ZM68 81L66 83H68ZM180 81H182V79L179 80V85H180ZM198 81H200V80H198ZM220 81L221 82H219L218 86L220 87V84L222 83L223 84L222 89L226 90V87H227V89H229L235 85L234 82L236 81V79L233 80V83H230L231 81H228V83L224 81V83H223V81L221 79H220ZM248 81H249L248 83L251 85V83H250L251 81L250 80H248ZM58 82L56 85H59ZM107 82H105V83L107 84ZM127 82H128V80H127ZM148 82H146V83L148 84ZM169 82L175 83V85L173 84L172 86H169V84H170ZM2 83L4 85L5 84L7 85V83H4V82H2ZM2 83H0V84H2ZM38 83H40V86L37 87ZM89 83H91V84H89ZM105 83H104V85H106ZM205 83H203V84H205ZM225 83H227V84H225ZM246 83H247V81H246ZM246 83H245V85H246ZM260 83H261V81H260ZM228 84L230 85L229 88H228ZM231 84H233L232 87H231ZM252 84H254V83H252ZM258 84H259V82H258ZM110 85H111V83L108 86L109 88L112 87ZM129 85H130V83H129ZM131 85H132V82H131ZM224 85L226 87H224ZM245 85H242V86L244 87ZM43 86L47 87L48 89L47 88H45V89L49 90V91H46L44 88H42ZM93 86H95V87H93ZM35 87L38 88V89L36 88V91L37 90L40 91V88H41V91L44 89L43 93L41 91L40 92L42 94L39 91L34 92ZM127 87H128V84H127ZM170 87H173V90H171V91L172 92L174 91V92L170 93V95L168 96L169 98H166L167 97V96H165L166 91L168 93L171 92V91H169L170 89H172ZM200 87H201V85L197 86L196 88L194 86L195 90L197 88H199L198 91L196 90L195 92L200 93V94L201 93L204 94V92H205L204 90H208V89H206L207 87L205 89L202 88L204 90H201ZM213 87H214V85H213ZM92 88H94V89L92 90ZM182 88H184L185 91H183ZM235 88H237V87H235ZM235 88L232 89L233 93H234V91H235V93L237 91V90H235ZM246 88H247V86H246ZM252 88H254V86ZM113 89H115V90L113 91ZM128 89H129V87H128ZM167 89H169V90H167ZM209 90H210V88H209ZM213 90H215V89H213ZM213 90H212L211 94L213 92H215ZM219 90L221 91V89H218V91ZM232 90L230 89V91L228 90V92L227 91L226 92L227 93L230 92L232 95H234L231 92ZM247 90H248V88H247ZM31 91H33L34 93ZM28 92L30 93V95ZM222 92L224 93L222 96H224L226 94V92H224V91H222ZM237 92H238V95H240L239 94L240 92L243 94V92H245V91L242 92L241 90H239ZM247 92H245V93H247ZM262 92H264V91H262ZM35 93H37V94L39 93L40 95L39 94L35 95ZM209 93H210V91H209ZM249 93L254 94L255 92L249 91L248 95H249ZM17 94L14 93V95H16V96H17ZM200 94L198 95V99L201 100V98H199ZM206 94L208 95V91H206ZM218 94H220V93H217V96H218ZM229 94H227V95L230 96ZM4 95H6V96H4ZM11 95L13 96V94H11ZM21 95H22V98H21ZM257 95H259V96L256 97V95L254 94L253 98H259L263 94L259 91ZM213 96H216V95H213ZM222 96H219L218 98H222ZM35 97L33 98L34 100H36ZM57 98H58V100H57ZM214 98H216V97H214ZM224 98H222V99H223V101L224 100L225 101L222 103H225L228 101V100L226 101V97H224ZM231 98L233 99V96H231ZM237 98H238V96L234 99L235 103L236 102L238 103V101H239V100H237ZM240 98L241 97H239V99ZM244 98H247V99H246V101L242 99L244 101L243 103H245L247 105V100L249 97H247V95H246V97H244ZM149 99L150 100L153 99L154 102L151 101V103H149L148 102V101H150ZM44 100L46 101V103ZM187 101H189L190 103H188ZM213 101H215V99L211 100V102L209 103V104H211L210 107L211 106L217 107L216 103H214ZM58 102H60V103H58ZM232 102H234V101L232 100ZM240 102L242 103L241 99H240ZM0 103H2V102H0ZM10 103L12 104V105H10L12 110H10L11 108L7 109L8 107L5 108V106H8ZM21 103H22V100H21ZM21 103H20V105H21ZM101 103H102V105H101ZM248 103L250 104L249 101H248ZM225 104H224V106H225V108L228 109L227 114L229 113V115H228V118H229L230 113H233V112H232V109H230V111H229V106L226 107L228 105V103H227V105H225ZM238 104H240V103H238ZM245 104H244V106H242L244 109L246 107ZM28 105H26V106H28ZM240 105H242V104H240ZM252 105H251V107H254V102L252 103ZM187 106H189V108ZM231 106H232V104H231ZM249 106L246 107V108L251 109L249 111H246V112H248L247 114H249L248 116H251V117L254 116L255 117V115H257V114L251 113L253 115L252 116L249 113L250 111L254 110L255 108L252 109ZM19 107L21 109H18ZM185 107H187V108L184 109ZM202 107H204V108H202ZM256 107H258V105ZM3 108L5 110L7 109L9 111H6L3 113V111H5ZM220 108H218V110ZM260 108H259V111L264 112L263 108H261V110H260ZM203 109H205L206 112ZM234 109H235V107H234ZM210 110L211 109L209 108L208 111H210ZM216 110L214 108V111H216ZM222 111H223L222 113L224 114L225 110H222ZM244 111H242V112H244ZM259 111L257 109V112H259ZM210 112H212V111H210ZM235 112L236 111H234V113ZM246 112H245V114H246ZM253 112L256 113L255 111H253ZM239 113L240 114H238V115L240 116L242 113L240 111H239ZM235 114H233V117L235 116ZM247 114H246V116H247ZM226 115L224 114V118L226 117ZM201 116L203 118V120L201 119L202 120L201 122H205V124H203V125L198 122V119ZM215 116H219V115L216 114ZM261 116H262V119H264L263 114L258 116V120H260V122L263 121L262 119H259V118H261ZM231 117H232V114H231ZM213 118H214V116H213ZM256 118H257V116H256ZM256 118H255V120L257 121ZM162 119L165 120V122H167L164 126H166L168 124V122H172V126L169 125L171 130L169 128L163 127L162 126L163 124L161 126L165 129H160L161 126L159 125V123H161ZM235 119L237 120L236 117H234L233 119H229V120L226 118L224 120H227V124L229 123L228 125L229 126L232 125V127H233L236 125H233L230 122L233 121L232 123L239 124L238 121L240 120L239 119L237 121L238 122L237 123V122H234ZM247 119L249 120V118H247ZM218 120H220V118ZM224 120H222L221 122H224ZM252 120H253V118H252ZM213 121H215V120H213ZM250 121H251V118H250ZM253 121L251 123L256 124V125L254 124V126H253L250 123V126H253V128L256 126L255 129L256 128L258 129V128H260L259 125H262V128H264L263 127L264 124H259L257 121V123H258V125H257L256 121H254V122ZM162 123H164V122H162ZM212 123H214V122H212ZM217 123H220V122H217ZM240 124H242V123H240ZM220 125H222V124H220ZM225 125H226V122L224 123V126ZM237 126L240 127L241 125H237ZM245 126H248V124ZM245 126L241 127V128L244 127L242 129V131H243L242 133L248 134L249 133V132L247 133L248 129H247V127L245 128ZM228 127H227V129H228ZM239 127H237V128L239 129ZM225 128H226V126H225ZM167 129H169V130H167ZM211 129H212V131H211ZM234 129H236V127H233V130L231 129V131H230L233 134L237 133L236 131L238 130V129H236V130H234ZM255 129H254V132L256 133L257 137H258V134H262V133H260V131L258 132L259 129L258 130H255ZM251 130L249 129V131H251ZM221 131L224 132L222 129H221ZM244 131H246V132H244ZM256 131L258 132V134ZM263 131H261V132H263ZM216 132L215 133L218 134L220 131L219 132L216 131ZM252 132H253V130H252ZM239 133H241V131ZM249 135H250V133H249ZM262 135H259V137L262 138L263 137ZM222 138H224V137H222ZM241 138H243V137H241ZM261 141H264V140L261 139ZM260 214L262 215V217L257 216Z\"/></svg>","mask_w":264,"mask_h":264},{"label":"rangeland","instance_id":"374dc122","mask_svg":"<svg viewBox=\"0 0 264 264\" xmlns=\"http://www.w3.org/2000/svg\"><path fill=\"white\" fill-rule=\"evenodd\" d=\"M1 1H2V0H1ZM3 1H4V0H3ZM3 1H2V2H3ZM18 1H19V0H18ZM18 1L16 0V2H15V0H14V1H11V0H5V1H4L5 3H4V2H3V3H4V4H7V3L9 2V3H11V4L13 5V7H12V5L9 4V3H8V5H7L8 8L11 7V8H10V11L12 10L11 13H10L11 16L13 15V13H14V15H15L18 11H19V12L22 11V12H23L22 14H21V12H20V13L18 12V14H19V15L17 14L18 17H20V16L22 15L21 19L23 20V19H25V18H23V16H26V18H27V16H29V18L32 19V20H26V19H25V20H23V21H25V22H23V21L20 20V18H19V20L21 21V23H19L20 21L18 20V18H17V17L14 18V15H13V17H11V19L13 18V22H12V20H9V19H8L10 22H5V25L3 26V24H4V20H5V21L7 20V18H6V14H5V13H7L8 11H4V12H3V13H4L3 15H2V13H1V11H0V13H1V15H2L0 18H3V16H5V17H4V20L1 19V20H3V24L0 23V24H2V26H3V28H4L3 30H0V31H1L0 33H1V35L5 34V35H3V37L0 36V37H1V41H2V42H0V44H1L0 46H2V43H3L6 39H8V37H9L10 35H11V36L13 35V38L15 39V37H14L15 34H16L17 37H19V34H20V38H23V37H22L23 34H21V32L23 33V31H24V34H25V33L27 32V28H28V30H29V31H28L29 34H27L28 32L25 34V35H27V37H29V35L31 36V35L33 34V33H31V32H33V30H34L35 32H36L37 30H38V31L40 30L39 32H41V31H42V32H46L47 30H49L50 33H49V32H46V33L42 34V32H41V34L44 35V37H45V34L48 36V37L46 36L47 39H46V38L44 39V37L42 36V37L40 38V40H39V39H38V38H39L38 35L36 36V37H38V38L36 39V37H34V36H35L34 34H33L34 36H31V37H33L34 39H36L35 41H38L37 43H35V41H33L37 46H36L35 44H32V43L30 42V41H31L30 39H32V38H30L29 40H26V39H28V38H25V40H22V39H21V40L23 41V43L25 42L26 45L30 42V44L32 45V47H33V46H34V47L36 46L37 48L39 47L38 49L35 47V48H33V50H31L32 47L29 46V44H28L27 46H28V47H31V48H27V47L25 46V44H22L21 42L18 43L19 40H20V39H18V38H17L18 42H17L16 39H15V41H16V43H15L16 46H15V47H13V45H10V47H9L8 45H9L10 43H8V45H7L6 43H4V44L7 45V47H6L5 45H4V46H5L6 48H8L9 50L11 49V46H12V50H10V52H12V51H13V48H16L17 45H20V44H21L20 47H17V48H16V50L22 48L23 45H24V46H25L24 48H26L27 50H25V49L23 50V48H22V50L25 51L23 54H24V55H25V54L28 55V53H29L28 58H27L26 55H25L26 57H25V56H24V57H25V59H27L28 61H30V63L26 62V63H28V64H30V65H32V63H33V66H35V63H34V62H36V60H35V61H31V60L33 59V57H35V54H36V51H37V50H38L37 53H38L39 55L42 56V54H43V55L46 54L45 56L48 58V56H47V51H46V53L42 51V50H45V49H43L44 47L47 48L46 46H44L45 43L43 44L44 40H45V42L51 40L49 43H52V44L50 45L49 43H47V46L49 47V45H50L52 48L55 47V48H54L55 51H54L52 48L50 49V51L53 50V51H51V52L55 53L56 50H57V52H56L55 54L57 55V57L59 56L58 58L62 59V60H59V59H57V57L54 56V54L48 52V54H50L49 57H51V56L53 55L52 57H55V58L57 59V60H56L55 58H52V57H51L52 59H49V58H48L49 60H51V62H50L49 64L51 65L53 59H54V60H53V65H55V63H56L57 65H58V63H60L61 65H64L66 62L68 63V62L70 61V62L68 63V65H66V64L64 65V68H65V69H66L67 66H68V67L70 66L69 64L71 63V58H74V57L77 56L79 53H81V54H79V55L77 56V59H78V57H80V58L82 59V57L85 55V51H84V49H86V47L88 46L87 44H90V45H91V46L89 45V48L91 47L90 50L92 51V50H95V48L99 46V44L101 43V41L103 42V44L106 42V43L104 44L105 46L102 45V46H104V47H102L101 44H100L101 47H98V52L101 51V49H102V52H101V53H102V56H100V55H101L100 52H99V54H98V56H100L99 59H101V58L104 59V58H106V57H108V56H113V54H115V56H116V53H117V52H118V53L121 52V51L124 52V53H120V54H121L120 56H118V55L116 56V57L118 58V59L116 58L117 60H116L115 58H113V57H114V56H113V57H111V58H113V59H110V57H109L110 60L107 58V60L104 59L105 61H100V60L96 59L98 56L96 55V56H97V57H96L95 54L98 53V52H97V50H95V53H93V54H94V56H95L96 58H93L94 60L91 61V64L93 63L92 65H94L95 69H93L94 67H93L90 63H89V64H90L91 66L88 64L89 67H88L87 65H84V64H87V63H83V62H88V61H86V60H88V59L91 60V57L89 58V56H91L92 54H90V53H89L90 55H89L88 53L86 54V55H88V59H87L86 56L83 57V61H82V63H83V65H84V67H83L81 61H76V58H74V59H75V63L73 62L74 60L72 61V63H73V65H74V64H76V62H77V64H76V66H73V65L71 64V66H70L71 70H70V68H68L71 72L68 71V74L66 75V77L68 78V75H69V78H68V79L66 78L67 80H63V82L65 81V82H64V84H65L64 87H65V88L67 87L66 85H68V84H70L71 89H72L73 87H75L74 89H77V87H80V88H81V86H82V83H81V82H83V81H84V82H83V87H82V88H84L85 84L88 82V80H87V82H86V80H85V79H88V78H89L88 76H90L89 80L91 79V76L94 78V79L92 78L93 80H92V79L90 80V81H92L93 83H92V84L89 83V84H91V85H95L94 83H96L95 81L97 80V78L100 79L101 77H104V76H102V74H103L102 71H103L106 67L109 68V66H110V69H108V70H110V72L113 73V74L116 73V74H115L116 76H117V74H118V77L121 75V76H120V77H121V80H123V79L126 78V76H127V78L124 80V81H126V82H125V84H124V81H121V82H120V78H119V80H118V77H116L115 75H112V74L110 75V74H109L110 72L107 71V68H106L105 70H106V72H108L109 76H111V77H112V76H115L117 79H116L115 77H113V78H115V80H114L115 82H113V78L110 79L111 77H109L108 75H106V72H105V70H104L103 72H105L104 74L106 75L105 78H107V76H108V78H109L108 80H110V82L108 81V82H109V83H108V82L106 81L105 78H104L105 80H104L103 78H101V79H100V82H97V83H98L97 85H98V86L101 85L100 83L102 82L103 86H105V87H104V88H103V87H98V88H100V90L97 88L99 91H102L103 89H105V90H103V91H107L108 89H109L108 91H111V90H112L111 88H113V86H114V84H112V83H115V86H117V85H116L117 82H119L118 88L116 87L118 90L122 89L121 86H124V85L126 86V87H125V86H124V87L127 88V90H130L131 88H132V89H135V88L137 89L138 87H141V86H140L141 84L143 85L142 87H145V84H146V86H148V87H147V88H148L147 90H150V89H149V86H150L151 88L153 87V88L151 89V90H153L154 87H156V86H154V85H156L157 83L159 84L160 81H162V83H160V85H157V87L159 86V88H161L160 86H163V85H164V84H163L164 82L169 81V80H170L171 78H173V77H174V78L176 77V78H175L176 81H172V79H171L170 81L175 82V83L177 82L178 85H176V86H177L176 88H179L178 90H177L176 88H175V89H176L177 91H182L180 87H181V86H183L184 88L187 87V85H188L187 82H188V81H190V84L196 82L194 85H193V84L190 85V86H193V87H189V86H188V87H189L188 89L191 90V91L188 92V93H190V95H191V93H192L191 96H192V98H193L192 101L195 102V103H194V104H195V108L198 106L197 103H198L199 101H200V102L203 101V99H204L205 101H203L202 103L205 104V102H206V104L204 105V107L206 108L207 113H208V114H207V113H206V114L209 115V113H210V115H209L210 117L212 116V115H211L212 113H215V115H216V114L219 115V116H215V115H213L215 119L213 118V116H212V118H209V117L207 116V117H208V120L211 119V120L209 121V122H211V124H214L216 127L219 126V127H218V130H217V128H213V129H215L214 132L211 133V135H212L213 138H215L216 135H217V137H216L215 139H218V140H224V139H225V136H226V139H225V140L228 141V142H231V143H232V142L234 141L233 143L236 142V143H246V144H248V142H249V143H252L253 145H257V144H259L260 142H264V141H261V139L264 140V131H263L264 128H262V125H259L260 128H258V129H259V130H258L257 128L255 129L256 126L253 128V126H254L255 123H253V124L251 123L253 120L256 121L255 118H256V116H257L256 119H257L258 123H259V124H264V122H263L264 119H262V116H261V118H259V119H262L263 121L260 122V120H258V116H260V115H262V114H263V116H264V112L259 111V108H260V107L263 108V111H264V107H263V106H264V104H263V103H264V98H263V97H264V92H262V91H264V84H263V83H264V79H263V78H264V71L262 70V69L264 68V67H263V66H264V61H263V60H264V56H263V55H264V54H263L264 47H263V48L261 47V46H264V20H262V19H264V12H263V11H264V9H263V8H264V3H263V2H262V3H263V5H262V3H261L259 0H257L258 3L261 4V5H260V4H258V3L256 2V0H249V1H247V0H242V1H245L246 4H244L245 2H244V3L242 2L241 5H243V6H245V7L241 6V7H242V8H241V7L236 6L237 2L239 3V4H237V5L240 6L241 0H240V2H239V0H235V1H236V4H235V3H234V4L232 3L233 5L230 4V1H231V0H229V3H228V4H226V3L228 2V0L223 1V5L226 6V7H227V6L229 7L230 5H231L232 7H233V6H234V7L236 6L235 9L233 8V10H236V13H235V11H233L231 8H228V7H227L226 10H225V9L222 10L223 7H222V6H219V4L222 3V0H221V3L219 2L220 0L217 1L218 3L216 2V0H202V1H201V0H195V2H196L195 4H196V5H197V3L199 4V6L201 5L200 7L197 6V7L200 8V9H195V8H196V7H195V4L192 3L194 0H190V1L188 0V1H187V4H186V3H185V4L183 3L184 6L186 5V6H185L186 9H185V8L183 9V7H179V5L182 6L181 3H182V2H186V0H184V1H183V0H181V1L179 0V2H178V0H177L178 3H176V4H175L176 0H175V1L173 0L174 2H172V0H169V2H168V0H166L168 3H167L165 0H158V1H157V0H140V1H142V6H143V8H145L146 6H149V5H145V4H150V6L148 7V10L146 11V14L151 13V14H149L148 17H150V15H153L154 18H157L156 21H155V20H154V21H151L152 19H151V20L149 19L150 22L152 23L151 26H155V27H149L150 24H149V23L147 24L148 21L144 23V22L142 21L143 19H142L141 16H140L141 14H143V12H145V11H143V9H142L143 12L140 11L141 8H142V7L140 6L141 4H139V5L137 4V5H138V6H137L138 9H139V6L141 7L140 10H139V11H137L138 9L135 10L136 12H141V14H138V13H137V16L134 17V15H133L131 12H132V10H133V12H134V9H135L134 6H135L136 2H135V4H134L133 7H132V6H127L130 0H129L128 2H126L127 5L125 4V7H126V6L129 7V10H131L132 8H134V9H132V10L129 12V13H131V14H127L129 10H126L127 12L125 11L126 13H125V12L123 13V10H124V9H123V7H124L123 0H121V2H122L123 4H122L120 1H118L119 4L122 5V7H121V5L118 4V5L120 6V8H122V10H118V11H117V14H116V13H113L114 10L116 11L115 7H116L117 5H115L114 8L112 7L113 10H112V9H110V10L108 9L109 11H112V12H110L111 15L115 14V15H113V17H114V16L116 17V19H115V17H114L115 21L117 22L116 24H114L115 21L113 22V18L110 17V19L108 20L107 16L105 17V15H108V14H109L108 12L105 13V11H106L105 9H107L108 7L103 8V7L106 6V5H102L106 0H105V1L103 0V2H102L101 0H97L98 2L92 0L93 3H94V2H97V3H95V4H96V6H97L98 8L101 6V7H100L101 10H100V9H99V10L97 9V11H96V7H95V6H94V7L91 6V5H94V4H90L89 1H91V0H89V1H88V0H85V1H84V0H83V1H84L83 4H85V5L82 4L83 1H81V0H80L81 2H80L79 0H76V1H79V2H76L75 0H71V2L73 1V2H76V3H80V4H79L80 6L83 5V8H82V7H80L79 5H76V3H75V5H76V8H75L74 3L72 2L73 8H75V9L77 10V12H76V10L74 9V10H72L71 13H70L71 9H70V11H69V9H67V7H69V6L67 5L68 2H66L65 0H64V2H63L62 4H61V2H62L63 0L60 1V7H61L62 5H63V6H64V5L66 6V7H65V6L63 7V6H62V10H63V11H61V8L59 9V6L54 5V4L57 3L56 1L59 2V0H56V1H55V0H53V1L48 0L49 4H46L47 0H45V1L43 0V1H42V4H43L44 6L42 5L41 7H39V6L37 5L36 2H35V4H33V1H34V0H33V1H32V0H30V1L28 0L29 2L32 1V2H31L32 5H31L30 3H27V0H24L25 3H27L26 6H28V7H26V9H25L24 7H22V5H21L22 3H18ZM35 1H36V0H35ZM40 1H41V0H40ZM68 1H69V0H68ZM87 1H88V2H87ZM92 1H91V2H92ZM107 1H108V0H107ZM113 1H114V0H113ZM113 1H112V3H113L112 5L114 6V4H115V2H116L117 0H115L114 2H113ZM131 1H132V2L129 3V4H130V5H133V0H131ZM136 1H137L138 3L140 2V1H138V0H136ZM153 1H155V4H156V3H157V4L155 5ZM160 1H161V2H160ZM162 1H163V2H162ZM164 1H165V2H164ZM233 1H234V0H233ZM250 1H252V3H253L252 6L255 5V7L252 8V6H251L252 3H251ZM254 1H255V2H254ZM261 1H263V0H261ZM19 2H22V0H20ZM51 2H53V3H52V4H53L52 6H54L55 8H54V7L52 8L51 6H49ZM65 2H66L67 4H66ZM69 2H70V1H69ZM71 2H70V5H71ZM86 2H87V4L89 3L88 6H86ZM100 2H101L102 4H101ZM109 2H111V1L109 0L107 3H106V2H105V3L108 5ZM124 2H125V0H124ZM143 2H144V5H143ZM145 2H146V3H145ZM150 2H151L152 4H151ZM188 2H191V3H188ZM203 2H204V3H203ZM224 2H226V3H224ZM15 3H16V5H17L18 7H17L16 5H14ZM17 3H18L20 6H19ZM44 3H45L46 5H45ZM64 3H65V4H64ZM105 3H104V4H105ZM169 3H174V4H171V5H170ZM213 3H214V4H213ZM248 3H249V6H251V7H250V11H249V8H248L249 6L247 5ZM250 3H251V4H250ZM254 3H256L257 5L254 4ZM29 4H30V5H29ZM57 4H58V3H57ZM81 4H82V5H81ZM99 4H100V5H99ZM153 4H154V5H153ZM158 4H159V7L157 6ZM162 4H163V5H166V6L168 5V7H166L167 10H166V8H163L164 6H163ZM178 4H179V5H178ZM190 4H191L192 6H194V7H193V8H190ZM225 4H226V5H225ZM33 5H35V6H33ZM39 5H40V3H39ZM47 5L49 6L50 11H52L51 8L53 9L54 13H53V11H52L53 14H52L51 12H49V13H50V15H49L48 12H47V13H46L47 16H46V14L43 15L44 13H43V14L41 13L42 15H39L40 13H38L37 9H38V8H41V9H39V10H42L43 7H45V6H47ZM58 5H59V4H58ZM72 5H71V6H72ZM110 5H111V4L109 3V6H110ZM112 5H111V6H112ZM169 5H170V6H169ZM173 5H174V8H175V9L173 8ZM177 5H178V7H177ZM206 5H207V6H206ZM213 5L215 6L214 8H216V9L213 8ZM221 5H222V4H221ZM9 6H10V7H9ZM90 6H91L95 11H94L93 9H91V11H90V9H89ZM102 6H103V7H102ZM153 6H154L156 9H155ZM171 6H172V7H171ZM188 6H189V8H190V11H189ZM256 6H258V7H256ZM261 6H262L263 8H261ZM29 7H30V8H29ZM79 7H80V8H79ZM84 7H86L85 10L87 9L86 11L84 10ZM87 7H88V8H87ZM117 7H118V6H117ZM127 7H126V9H127ZM150 7H151V9H150ZM169 7L171 8V12H169V11H170ZM220 7H222V8H220ZM246 7H247V8H246ZM12 8H13V9H12ZM17 8H20V10L17 9ZM23 8H24V9H23ZM56 8H58L57 11L59 10L60 12L58 11V12L56 13V12H55V11H56ZM63 8H64V9H63ZM109 8H110V7H109ZM118 8H119V7H118ZM118 8H117V9H118ZM120 8H119V9H120ZM130 8H131V9H130ZM146 8H147V7H146ZM146 8H145V9H146ZM157 8H158V10H157ZM161 8H162V9H161ZM210 8H212V9H210ZM224 8H225V7H224ZM236 8H240V9L245 8V11H244V9H243V11L247 13V14H246L247 16L244 15L245 13H244L242 10H240V11L238 12L239 9H236ZM251 8H252V9H251ZM14 9H16L15 12H14ZM22 9H23V10H22ZM27 9H28V10H27ZM66 9H67V10H66ZM78 9H79V10L83 9V11L81 10V12H84V11L86 12L85 15L83 14L84 17H85L86 19L83 20V19L81 18L82 16L80 17V15H82V13H81L80 15H79V14H76V13H78V11H79ZM160 9H161V10H166V12H162ZM168 9H169V11H168ZM177 9H179V10H177ZM181 9L184 10V11L182 12ZM253 9H254V11H253ZM255 9H256V10H255ZM257 9H258V10H257ZM260 9H262V10H260ZM25 10H26V12H27V11H28V12L26 13ZM29 10H30V12H29ZM64 10H65V11H64ZM88 10H89V11H88ZM104 10H105V11H104ZM108 10H107V11H108ZM151 10H152L153 12H152ZM154 10H155V13H154ZM159 10H160L162 13H161ZM175 10H177V11H179V12H177V11H175ZM180 10H181V11H180ZM186 10H188V11H186ZM192 10H193V11H192ZM198 10H199V11H198ZM200 10H201V11H200ZM203 10H204V11H203ZM218 10H219V11H218ZM246 10H247V11H246ZM10 11H9V12H10ZM93 11H94V12H93ZM98 11H99L100 14H97ZM115 11H114V12H115ZM119 11H121V13H123V14L120 15V13H118ZM207 11H208L210 14H209ZM220 11H221V13H220ZM223 11H224V12H223ZM241 11H242V12H241ZM9 12L7 13V15L9 14ZM36 12H37L38 14H37ZM61 12H63V13H62L63 16L66 15L65 12H67V14L70 15L71 19H72L73 17H76V16H77L76 18H73V19H72V20L76 19L77 21H76V20H74L73 22L71 21V23H69V25H70V24H73V25H71V26H69V25H67V24H66V25H63V24H61V25H57V23H55V22L53 23V22H52V21H53L52 19H54V21H55V20L58 19L59 17H62V14H61V16H60V13H61ZM73 12H75V13L73 14ZM87 12L90 13L92 16H91V15L89 16V15L87 14ZM96 12H97V13H96ZM148 12H149V13H148ZM156 12H157V13H156ZM174 12H176V13H174ZM180 12H182V13H180ZM186 12H188V14H192V13H193V14H192L191 16H190V15H189V16H186V15H185ZM189 12H191V13H189ZM196 12H197L198 16H197ZM200 12H201V14H202V16H203L204 18L200 15ZM211 12H212V13H211ZM216 12H217V13H216ZM237 12H238V13H237ZM240 12H241V13H240ZM253 12H254L255 14H253ZM24 13H25V14H24ZM33 13H36V14L38 15L39 19H41V20H40V21H39V19L34 20V19H33V17H34V14H33ZM55 13H56L57 16L55 15ZM58 13H59V14H58ZM64 13H65V14H64ZM92 13H94V15H93ZM112 13H113V14H112ZM168 13H169V14H168ZM172 13H173V14H172ZM194 13H195V14H194ZM203 13H204L205 15H204ZM214 13H215V14H214ZM223 13H224L226 16H224ZM243 13H244V14H243ZM248 13H249V14H248ZM251 13H252V14H251ZM261 13H262V14H261ZM10 14H9V17H10ZM29 14H30V15L32 14L33 16H32V15L30 16ZM36 14H35V17L37 16ZM71 14H72V15H71ZM95 14H96V15H95ZM110 14H109V16H111ZM125 14L128 15V18H127L128 20L124 22V20L122 19V20H123V22H122L121 20H119V19H121V18L117 17V15L121 16L122 18H124V19L126 20V16H125ZM134 14H135V12H134ZM154 14H155V16H154ZM159 14H160V16H159ZM161 14H162V15H161ZM164 14H165V15H164ZM167 14H168V15H167ZM183 14H184V15H183ZM186 14H187V13H186ZM188 14H187V15H188ZM208 14L210 15L211 18L209 17ZM239 14H240V15H239ZM53 15H55V16H53ZM58 15H59V16H58ZM78 15H79V21H80V23H82L81 25H80V23H79V21H78V19H77V18H78ZM97 15H98L99 17H101L102 19H104V20H102L101 18H99V19L102 20L103 22L100 23V21H96V20H99V19H95V17H94V19H95V21L97 22V24H95L96 22H95V23L93 22V20H94V19H93V16H97ZM123 15H124V17H123ZM129 15L131 16V18H132V15H133V18H135V19H136V17L138 18V15H139V16H140V20H138L137 23L130 22V21H132L133 18L131 19ZM157 15H158V16H157ZM172 15H174V16H172ZM195 15H196V16H195ZM207 15H208V16H207ZM211 15H212V16H211ZM232 15H233V17H232ZM253 15H254V16H253ZM257 15H258L259 17H260V15H261L260 18H262V19L258 18ZM15 16H16V15H15ZM45 16H46V17H45ZM87 16H88L89 18L91 17V19H90L91 23H90L89 18H88ZM142 16H144V18H145V13H144V15H142ZM156 16H157V17H156ZM161 16H162L163 19L160 18ZM169 16H170V17H169ZM176 16H177V17H176ZM185 16H186V18H185ZM193 16H194V17H193ZM199 16H200V17H199ZM243 16L246 17V18H244ZM249 16H250V17H249ZM252 16H253V17H252ZM7 17H8V16H7ZM9 17H8V18H9ZM38 17H37V18H38ZM40 17H41V18H40ZM42 17H43V18H42ZM48 17H49V18H48ZM53 17H55V18H53ZM56 17H58V18H56ZM103 17H104V18H103ZM158 17H159V18H158ZM164 17H165V18H164ZM166 17H167V21L165 20ZM175 17H176V18H175ZM182 17H184V18L182 19ZM188 17H189V18H188ZM206 17H207V18H206ZM213 17H214V18H213ZM216 17H217V18H216ZM247 17H249V18H248V21L246 20ZM5 18H6V19H5ZM16 18H17V19H16ZM29 18H28V19H29ZM44 18L46 19V21L48 20L49 22H52V23L50 24L48 21L46 22V21L44 20ZM51 18H52V19H51ZM96 18H97V17H96ZM117 18H118V20H117ZM129 18H130V19H129ZM208 18H209L210 20H208ZM215 18H216V19H215ZM218 18H219V19H218ZM222 18L224 19V21H223ZM238 18H239V19H238ZM240 18H244V19L242 20V19H240ZM252 18H253V19H252ZM256 18L258 19L259 23H258V21L256 22V20H257ZM15 19H16V20H15ZM35 19H36V18H35ZM80 19L83 20V21H81ZM87 19H88V20H87ZM141 19H142V20H141ZM146 19H148V18H146ZM158 19H160V21H158ZM169 19H170V20H169ZM171 19L176 20L177 22H176V21L174 22V21L171 20ZM177 19H178V20H177ZM184 19H186V21L188 20V21H187L188 23H187L186 21L182 22ZM227 19H228V20H227ZM251 19H252L253 21H252ZM255 19H256V20H255ZM1 20H0V21H1ZM8 20H7V21H8ZM43 20H44L45 22H44ZM107 20H108V21H111V20H112L111 22H112L113 24H110L111 22H108V23H107V22H106ZM129 20H130V21H129ZM133 20H134V19H133ZM162 20H164V21H162ZM168 20H169V22H168ZM180 20H181L182 24H181ZM198 20H200V21H198ZM201 20H202V21H201ZM219 20H221V22H223V23H225V22H226V23L222 25V23L219 22ZM233 20H235V21H234L235 23L232 22ZM241 20H242V21H241ZM245 20H246V21H245ZM14 21H17L18 23L14 22ZM28 21H29L30 23H29ZM33 21H35V22H33ZM84 21H88L89 23H88V22H84ZM128 21H129V22H128ZM136 21H137V20H135V22H136ZM139 21H142L143 23L141 24ZM157 21H158V23L162 22V23H160L161 26H159V24H157ZM189 21H190V22H189ZM211 21H212V23L214 22L213 25L215 24V29H214V26H213V25L211 26V24H212ZM216 21L218 22L217 24H216ZM243 21H244V22H247V24L244 23ZM1 22H2V21H1ZM36 22H38V23H36ZM39 22H41V23H39ZM83 22H84V23H83ZM118 22H120V23L122 22V23H121L120 25H118ZM179 22H180V23H179ZM194 22H195V23H196V22H197V23H198V22H199V23H200V22H204L205 24L203 23V25H202V23H200V25H201V26H200L199 23H198V26H197V25L195 26V25L192 24V23H194ZM237 22H239V24H238ZM250 22H253V23H254V26H256V28H257V30H256V28H255V30H256V33H255V34L252 33V32H254V31H253L254 29H252L254 26H253V24L251 25ZM255 22H256V25H255ZM6 23H7V24H6ZM10 23H11V24H10ZM28 23H29V24H28ZM48 23H49V24H48ZM77 23H79V24H77ZM92 23L95 25V27H94V25H93ZM104 23H105V24H104ZM190 23H191V24H190ZM197 23H196V24H197ZM209 23H210V26H208ZM243 23H244V24H243ZM249 23H250V24H249ZM257 23H258V25H257ZM12 24H13V25H12ZM20 24H21V25H20ZM34 24H35V25H34ZM46 24H48V25H46ZM55 24H56V25H55ZM83 24H84V25H83ZM90 24H91L92 26H91ZM98 24H99L100 26H99ZM125 24H126V25H125ZM133 24H136V25H133ZM138 24H139V25H138ZM143 24H145V25H143ZM153 24H154V25H153ZM155 24H157L158 26L155 25ZM168 24H169V25H168ZM174 24H175L176 28H175ZM176 24H177V25H176ZM180 24H181V25H180ZM186 24H187V25H186ZM218 24H219V26H217ZM230 24H232V25H230ZM235 24H237V25L235 26ZM240 24H241V25H240ZM242 24H243V26H242ZM248 24H249V26H250V25H251V26L249 27ZM9 25H10V26H9ZM14 25H15V26H14ZM37 25H39V26H37ZM40 25H41V26H40ZM49 25H50V27H48ZM51 25H52V26H51ZM62 25H63V26H62ZM87 25H88V27H87ZM107 25H108V26H107ZM122 25H123L124 27H123ZM127 25H128V26H127ZM148 25H149V26H148ZM179 25H180V26H183V27H178ZM184 25H185V29H186L187 31L184 29ZM204 25H205L206 27H205ZM220 25H222V26H220ZM238 25L241 26V29H239V28H240V26H239V28H238V30H237ZM2 26H0V28H1ZM16 26H17V27H16ZM18 26H19V27H18ZM67 26H68V28L66 29ZM73 26H74V27H73ZM78 26H79V27H78ZM85 26L88 28V31H89L88 33H87V31H86ZM98 26H99L101 29L98 28ZM101 26H102L103 28H104V26H105L104 30H102V27H101ZM106 26H107V27H106ZM115 26H116V27H115ZM118 26H119V28H118ZM133 26H134V27H133ZM136 26H137V27H136ZM171 26H172V27H171ZM187 26H188V27H187ZM189 26L192 27V29H191V27H190V29L192 30V32H191V30L189 29ZM194 26H195V27H194ZM203 26H204V27H203ZM207 26H208V27H207ZM216 26H217V27H216ZM225 26H228L229 28H230V27H231V28H230V29L228 28V30H227V27H225ZM232 26H233V27H232ZM246 26H247V28H246ZM260 26H261V27H260ZM8 27H9V28H8ZM14 27H15V28H20V27H22L23 30H22L21 28H20L21 30H20V29H19V30L16 29V30H17V32H16V30H15ZM35 27H36V28H35ZM54 27H55V28H54ZM69 27H70L71 29H70ZM72 27H73V28H72ZM76 27H77V28H76ZM80 27H83V28L81 29ZM89 27H90V29L93 27V28H95V30H94L93 28L90 30ZM111 27H112V28H111ZM121 27H122V29H120ZM145 27H146V28H145ZM168 27H170V28H168ZM193 27H194V28H193ZM212 27H213V29H212L213 32H212V30H211ZM219 27H220V28H219ZM244 27H245V28H244ZM6 28H8V33H7V31L5 30ZM25 28H26V29H25ZM38 28H41V29H38ZM75 28H76V29H75ZM84 28H85V30H84L85 32L83 31ZM136 28H137V29H136ZM165 28H167V29H165ZM171 28H173V29H171ZM180 28H181V29H180ZM195 28H196V30H195ZM218 28H219V29H218ZM222 28H223V29H222ZM234 28H236V29H234ZM242 28H243V29H242ZM249 28H250V30H249ZM1 29H2V28H1ZM35 29H36V30H35ZM43 29H44V30H43ZM46 29H47V30H46ZM63 29H64L65 31H64ZM72 29H75V30H72ZM106 29H107V30H106ZM108 29H110V30H108ZM111 29H112V30H111ZM113 29H114V30H113ZM127 29H128V31H126ZM131 29H132V31H131ZM159 29H161V30H159ZM168 29H169V30H168ZM170 29H171V30H170ZM179 29H180V30H179ZM183 29H184V31H185V32L183 31V34H185V33L187 32V33H186V34H188L187 36L190 35V39H189V40L192 41V42L195 41L194 43H192V42H189V43H188L189 40H188L187 38H189V37L186 38L185 35L182 36V37L185 36V37H184L185 39H184V38L181 39L182 37H181V38L178 37V38H180L181 40H179V39L177 40V39L174 38V36H175L176 34H177V36H178V34L180 33V31H182ZM198 29H200V31H198ZM231 29H232V30L234 29V31L236 32V34L239 36L238 38H237V35H236V34H233V33H235V32H233ZM9 30H10V31H9ZM11 30H12V31L14 30L13 32H15V33H12ZM58 30H59V31H58ZM70 30H72V31H70ZM78 30H81V31H78ZM118 30H119V31H118ZM138 30H139V31H138ZM146 30H147V31H146ZM149 30H150V32H149ZM158 30H159V31H162V30H163V31H162L163 33H162V32H159ZM188 30H190V31L188 32ZM194 30H195L196 33H197V32H200V33H197V34L195 33V35H196V36H195V35H193ZM219 30H220V31H219ZM222 30H223V32H222ZM225 30H226V31H225ZM229 30H230V31H229ZM251 30H252V31H251ZM30 31H31V32H30ZM38 31H37V32H38ZM51 31H52V32H51ZM53 31H54V33H53ZM61 31H62V32H61ZM75 31H76V32H75ZM94 31H96V32H94ZM98 31H99V32L101 31L100 33H102V35H101ZM108 31H110V32H108ZM117 31H118V32H117ZM123 31H124V32H123ZM142 31H144V32L146 31L145 34H144ZM165 31H166V33H165L166 35L163 36V34H164ZM169 31H170V32H169ZM173 31H174V33H173ZM177 31H178V32H177ZM206 31H207L208 33H206V34L204 35V33H205ZM209 31H210V32H209ZM228 31L231 32V33H229ZM239 31H240V32H239ZM37 32H36V33H37ZM80 32H84V33H80ZM91 32L93 33V35H92ZM127 32H128V33H127ZM153 32H155L156 34L153 33ZM176 32H177V33H176ZM217 32H218V33H217ZM219 32H220V33H219ZM226 32H227L228 34H226ZM232 32H233V33H232ZM243 32H244V34H243ZM245 32H246V34H245ZM2 33H3V34H2ZM47 33H48L49 35H48ZM51 33H52V34H51ZM55 33H59V34H55ZM60 33H61V35H60ZM63 33H64V34H63ZM65 33H66V34H65ZM69 33H70V34H69ZM74 33H75V34H74ZM77 33H78V34H77ZM86 33H87V34H86ZM94 33H96L95 35H97V36H94ZM97 33H98V34H97ZM103 33H106L107 35H106V34H103ZM112 33H114V36H113ZM117 33H119V34L121 33V34L118 36ZM136 33L138 34V35H136L137 41H139L138 43L135 42L136 40H134V38H135V37H134V36H135L134 34H136ZM141 33H142L141 38H139V34H141ZM150 33H151V34L153 33L152 36H150V35H151ZM157 33L159 34L158 36H157ZM160 33H161V34H160ZM175 33H176V34H175ZM190 33H192V35H191ZM250 33H251V34H250ZM8 34H9V35H8ZM39 34H40V33H39ZM68 34H69V35H68ZM73 34H74V35H73ZM90 34H91V35H90ZM99 34H100V35H99ZM110 34H111V35H110ZM169 34H170V35H169ZM173 34H174V36H172ZM181 34H182V33H180L179 35H181ZM202 34H203V35H202ZM211 34H212V35H211ZM229 34H230V37H229V36H224V35H229ZM232 34H233V36H232ZM248 34H249V36L251 35V38H252V39L249 38V37L247 36ZM51 35H52V36H51ZM55 35H56V37H55ZM57 35H58V36H57ZM63 35L65 36V39L62 37ZM71 35H72V37L74 36V37H73V40L70 39V38H71V37H70ZM105 35H106V36H105ZM121 35H122V36H121ZM124 35H126V36H124ZM209 35H210V37H209ZM215 35H216V37H212V36H215ZM219 35H220V36H219ZM252 35H253V36L255 35V37H253ZM6 36H7V37H6ZM11 36H10V37H11ZM60 36L62 37L63 41L65 40V42L59 40V39H61ZM84 36H85V37H84ZM101 36H103V39H100ZM104 36H105V37L108 36V37H107L108 39H107V38H104ZM123 36H124V37H123ZM161 36H163V38H165V39L168 40V41H170L169 38H170V39H173V38H174L175 40L173 39V40H171V42H168V44H167V42H165L166 40H165V39H162ZM169 36H172L173 38H172V37H169ZM192 36H194V37H192ZM241 36H242V37H241ZM243 36H244L245 38H244ZM5 37H6V39H5ZM24 37H26V36H24ZM51 37H52V38H51ZM59 37H60V38H59ZM66 37H68V39H67ZM69 37H70V38H69ZM76 37H79V38L81 37V39L79 40V38H76ZM86 37H87L88 39H86ZM90 37H91L92 39H91ZM98 37H99V38H98ZM126 37H127V38H126ZM129 37H130V39H129ZM142 37H145L146 39H148L149 42H150V40H149L150 38H153V39H151V41H152V40L154 41V38L157 37L159 40L156 38L157 40L154 41V44L156 43V41H157V42H160L159 45H161V48H160L161 50H160V49H159V50H156V52L154 53V54H155V57H154V56H153V57L156 58V56H159V55H157V54H161V57H162V58H161L160 56H159V58H160V59H163V58H164V59H163L164 62H163L162 60L160 61V59H159L158 57H157V59H156L157 61H155V59H154L153 61H155V62L152 61V62L155 63V65H156V66H154V64H153L152 62H150V61H147V60H149V59L146 58L148 55H149V56L154 55V54H152V51H153V50L150 51L151 54H149V51H146V53H145L146 56H145V54L142 55V53H140V54H141V57H142V59H140V61H144V62H145V59H147L146 61H147L148 63L150 62L149 65L146 64V67H147L148 70H145V69H146L145 65L143 66V67H145V68H142L140 65L137 66V63H138V64L140 63V61H139V58H140L139 56H140V54L138 53V51H139V52L141 51V49H142L143 46H144L143 44H148V45L151 46V44H149L147 40H145V42H147V43H145V42L142 43L141 41H143V40L145 39V38H142ZM147 37H148V38H147ZM167 37H168V39H167ZM195 37H196V38L198 37V38H200V39H199V40H195V39H196ZM202 37H203L204 39H202ZM205 37H206V38H205ZM207 37H208V38H207ZM233 37H234V38H233ZM42 38H43L44 40H43ZM48 38H50V40H48ZM55 38H56V43L60 41V43H58V44H61V42H62L63 45L67 42L66 40L69 41V39H70V42L67 43V46H69L68 48H70V46H71L70 49H72V51H70V49H68V48H67L68 50H66L65 47L63 48V45L61 46V45H58V44H56V43H53L52 41L54 40V42H55ZM74 38H76V39L74 40ZM109 38H110V40H109ZM112 38H113V39H112ZM138 38H139V40H138ZM198 38H197V39H198ZM231 38L233 39L232 41H231ZM2 39H3V40H2ZM14 39H13V41H14ZM41 39H42V40H41ZM57 39H58L59 41H57ZM90 39H91V41H93V42H90ZM111 39L114 40V41H112ZM119 39H121V40H119ZM126 39H129L130 41H129V40H126ZM131 39H132V40H131ZM160 39H161V41H160ZM193 39H194V41H193ZM201 39H202V40H201ZM209 39H210V41H211V42H210L211 44H210V43L207 44V41H209ZM212 39H213L214 41H215L216 39H217V41H218V39H222V40H224L225 42H224V41H220V42L218 41L220 45H219V44H216V41H215V44L213 43L215 46L218 45V46L220 47V48H217V47H218V46H217V47H216V50H219V49H220V50L217 51V52H215V54H214L213 56H211V57H213V59H214V60L212 59L213 61H212V60H206V59H208V57L210 56V54H213V53H210L212 50L209 51V52H206V54H207V53H208V54L210 53V54L208 55V57L206 56V54L204 55V53L202 54V56H200V57L205 56V57H203V58H205V60L207 61V63H209V65L207 64L208 67H209V68H212V69L206 68V70H205V69H202V67L206 64V62H205L202 58H200V59H202V61H204L205 64H203V62L200 63V62L198 61V58H197V60L195 61L196 63L198 62L197 64H196L193 60L196 59V58H195L196 55H198V54L201 55L200 53H202L203 51H204V52H205L206 50L208 51L207 48H206V50H203L202 48H200V49H201L200 51L197 49V48L200 47V45H201L200 41H203V42L206 41V43H205L206 46H208V45H209V46H210V45L213 46L212 42H214V41H213ZM240 39H241V40H240ZM11 40H12V37H11V39H10V42L14 44L15 41L13 42V41H11ZM46 40H47V41H46ZM85 40H86V41H85ZM100 40H101V41H100ZM103 40H104V41H103ZM163 40H165V41L163 42ZM183 40H184L185 42H186V40H188V41L186 42L187 44H186ZM235 40H236V41L238 40V41L236 42ZM7 41H9V40H7ZM26 41H28V43H26ZM40 41H41V42H40ZM42 41H43V42H42ZM72 41H73V42H72ZM76 41H77V43H76ZM78 41L81 42V43L83 42V44L86 42V44H84V45H86V46H84L83 44L79 43ZM94 41H96L97 43L94 42ZM108 41H109V43H108ZM127 41H128V42H127ZM131 41H132V42H131ZM172 41H173V42H172ZM174 41H175V43H174ZM176 41H178V43H177ZM196 41H197V42H196ZM227 41L230 42V43H228ZM5 42H6V41H5ZM74 42H75L77 45H75ZM87 42H88V43H87ZM89 42H90V43H89ZM161 42H162V43H161ZM218 42H217V43H218ZM222 42H223V43H222ZM231 42H232V43H231ZM241 42H242V44H241ZM261 42H263V45H262ZM17 43H18V44H17ZM70 43H71L73 46L70 45ZM73 43H74V44H73ZM93 43H95V45H94ZM124 43H125L126 45L128 44V47H126ZM132 43H134V44H132ZM135 43H136V44H135ZM141 43H142V45H141ZM169 43H170V44H169ZM182 43H183V44H186L185 47L183 46ZM224 43H225V44H224ZM258 43L261 44V45L259 46ZM38 44H39V46H38ZM48 44H49V45H48ZM53 44H54V45H53ZM68 44H69V45H68ZM92 44H93V46H95L94 48H93ZM96 44H97L98 46H96ZM111 44H113V46H114L115 48H114ZM116 44H117V47H118V44H119V47L122 46V48L124 47V49H122L121 47H120V48H116ZM122 44H123V45H122ZM137 44H138V45H137ZM139 44L141 45V47H139V46H140ZM156 44H157V43H156ZM162 44L167 45L166 50H168V51H170V47H173V45H175V46H174L175 48H174V47L171 48V52H170V53H169L168 51H167V52L165 51V53H164L163 49L165 50V48H163L164 46H163ZM172 44H173V45H172ZM180 44H181V45H180ZM192 44H193V45H192ZM195 44H197V45H195ZM198 44H199V45H198ZM203 44H204V43H202V45H201L202 47H204V45H205V44H204V45H203ZM226 44L229 45V46H227ZM233 44H234V45L236 44V45H235V46H236V50L234 49V51H236L237 54L235 53V55H238V57L241 56V59H244V60L241 61V59H240V61H241L242 63L238 60V61L240 62V63H239V62L237 61V59H239V58H237L236 56H235V57L233 56L234 58H237V59L233 60L234 58L231 59V55H232V54H230L229 56H230V59H231L232 62H229V63H230L229 65H231V66H228V64H227V61H228V60H227V59H229V56L227 55V53H229V50L233 47ZM238 44H239L240 46H239ZM41 45L44 46V47L42 46V47H43L42 49H41ZM45 45H46V44H45ZM52 45H53V46H52ZM80 45H81V46L83 45V47H84V48L82 47L83 50L80 48ZM106 45L109 47V48H108V49H109L108 53L112 52L113 49H114V51L116 50V53L113 52V53H111L112 55H111V54L108 55L107 52H106V51H107V49H106L107 46H106ZM110 45H111V46H110ZM132 45H134V46H132ZM159 45H157V46L159 47ZM187 45H189V46H187ZM221 45H222V46H221ZM244 45H245V47H244ZM4 46H3V47H4ZM58 46L61 47V49L58 48ZM67 46H66V47H67ZM75 46H76L78 49H77ZM152 46H154V45L152 44ZM152 46H151L150 48H152ZM157 46L155 45V47H153V48L156 49ZM162 46H163V47H162ZM178 46H179V47H178ZM180 46H182L183 48L188 47L189 49H190L191 47L194 46V48H192L193 51H190L191 53H193V54H192V55H193V58H194V59L192 58L193 64H194L195 66H196V65H197V66L200 65V67H198V68H199V71H200V68H201V73H202L203 70H204V72H203L202 74L199 73V74L202 75V76L200 75V79H197V75H199V74H196L198 71L195 72L196 70H194V69H196V68H193L194 65H193V67H192V65H191V64H192V61L190 62L189 60H187L188 62H190V63H188V62H186V59H184V58L181 57V55H183L185 58H186V56H187L188 58L190 57V60H191V57H192V56L189 54V51L186 50V51L188 52V53H186V51H185L182 47H180ZM190 46H191V47H190ZM195 46H196V47H195ZM212 46H210V47L212 48ZM215 46H213V48H214ZM225 46H226V47H225ZM235 46H234V47H235ZM242 46H243L245 49L241 48ZM255 46H256V47H255ZM3 47H0V49H3ZM72 47H73V48L75 47L74 49H75V50H79V51H74V49H73ZM112 47H113V48H112ZM129 47H130V48H129ZM136 47H137L138 51H137V49H134V48H136ZM238 47L241 48L244 52H243L242 50L240 51V50L238 49ZM257 47H259V48H257ZM56 48H57V49H56ZM79 48H80V49H79ZM87 48H88V47H87ZM89 48H88V49H89ZM99 48H100V49H99ZM104 48H105V50H104L105 52L103 51ZM111 48H112V49H111ZM126 48H127L128 52H127ZM128 48H129L130 50H129ZM139 48H140V49H139ZM213 48H212V49H213ZM254 48H255V49H254ZM8 49H7V50H8ZM28 49H29V50H28ZM40 49H41V50H40ZM59 49H60V50H59ZM63 49H64V50H63ZM88 49H86V52H89V51H87ZM96 49H97V48H96ZM118 49H119V50H118ZM172 49H173V50H172ZM179 49H180V50L182 49L181 51H185L184 53H186L187 55H186V56H185L184 54H181V55H180L181 52H180ZM192 49H191V50H192ZM194 49H195V50H194ZM196 49L199 51V53L197 52L196 55H195V57H194V53L197 51ZM204 49H205V47H204ZM227 49H229V50L227 51ZM4 50H6V49L4 48ZM4 50H3V51H4ZM16 50H14V51H15V52L13 53L14 56H16V55L19 54V53H21V55H22V52H23L22 50H21V52H18V51H16ZM34 50H35V51H34ZM61 50H63V51H61ZM65 50H66L68 53L66 52V54H65V52H64ZM81 50H82V52H83V55H82ZM110 50H111V51H110ZM131 50H132V51H131ZM148 50H149V49H148ZM150 50H151V49H150ZM175 50H176V51H175ZM209 50H210V49H209ZM214 50H215V49H214ZM232 50H233V49H232ZM237 50H239V52H242L245 56L242 55V54H240V53H238ZM253 50H255V51H253ZM257 50H259V52H256ZM3 51H1L0 54H1ZM19 51H20V50H19ZM28 51H30V52H28ZM33 51H34V52H33ZM40 51H42L41 54H40ZM48 51H49V49H48ZM60 51H61V52H60ZM134 51H136L137 53L134 52ZM252 51H253V54H252ZM10 52H7V53H10ZM16 52H18V53L15 54ZM26 52H27V53H26ZM59 52H60V53H59ZM69 52H70V54H69ZM72 52L75 53V56H74V53H72ZM77 52H78V53H77ZM92 52H93V51H92ZM103 52L105 53V55L103 54ZM126 52H127V53H126ZM34 53H35V54H34ZM57 53H59V54H57ZM147 53H148V54H147ZM163 53H164V54H163ZM167 53L170 54V55L168 56ZM172 53H173V54H172ZM174 53L177 54V55H175ZM218 53H219V55H218ZM222 53H224L223 55H225V56H224V57L226 58L225 61H223L224 59H223V55H222ZM225 53H226V54H225ZM233 53H234V52H233ZM255 53H256V54H255ZM257 53H258L259 55H258ZM260 53H261V55H262L263 57L260 55ZM2 54H3V53H2ZM10 54L12 55V53H10ZM32 54H33L34 56H33ZM38 54H37V55H38ZM67 54H68V55H67ZM72 54H73V55H72ZM106 54H107V55H106ZM123 54H124V56H123ZM125 54H126V55H125ZM128 54H129V56H128ZM137 54H138V56H137ZM216 54H217V57H215ZM3 55H4V54H3ZM3 55H0V60L2 59L1 56H3ZM5 55H6V53H5ZM5 55H4L3 57H5ZM11 55L7 54V55H6V58H7V56L10 57ZM37 55H36V57H35L34 59H37V61H38V59H40V57L38 58L39 55H38V56H37ZM80 55H81L82 57H81ZM133 55H134V56H133ZM162 55H165V56H162ZM166 55H167V58H166ZM171 55H172V57H171ZM173 55H174V56H173ZM188 55H189V56H188ZM253 55L255 56V57H254L255 59L252 58ZM256 55H257V56H256ZM12 56H13V55H12ZM45 56H42V57H45ZM60 56H63V57H60ZM68 56H70L69 61H68ZM71 56H72V57H71ZM73 56H74V57H73ZM94 56H93V57H94ZM103 56H104V57H103ZM122 56H123V57H122ZM125 56H126V57H125ZM130 56H131V57H130ZM178 56H180V58H178ZM226 56H228V58H227ZM251 56H252V57H251ZM16 57H17V59H16ZM16 57H15V58L13 57V58L16 59V60L19 59L20 61L25 60L23 56L19 58V55H18V56H16ZM29 57H30V58H29ZM64 57L67 59L66 61H64L65 63L63 62V59L65 60ZM85 57H86V58H85ZM143 57H144V58H143ZM176 57H177V59H179V60L184 59V63H185V62H186V63L184 64V63L182 62V61H183V60H182V61H180V62H181V64H180L179 60H176ZM242 57H243V58H242ZM244 57H245V58H244ZM250 57H251V58H250ZM260 57L263 58L262 61H260V59H262V58H260ZM6 58H5V59L3 58L2 60H6ZM10 58H11V57H10ZM10 58H9V59H10ZM31 58H32V59H31ZM80 58H79V59H80ZM84 58H85L86 60H85ZM120 58H122V59H120ZM170 58L173 59V60H171ZM181 58H182V59H181ZM215 58H216V60H215ZM220 58H222V61H221ZM7 59H8V58H7ZM29 59H30V60H29ZM34 59H33V60H34ZM42 59H43V58H42ZM48 59L45 58V60H44L45 62L43 61L44 64H43V62H42V63L40 62V63L42 64V65H41L42 67H44V66H45V63H47V62L49 61ZM79 59H78V60H79ZM95 59H96V60H95ZM103 59H101V60H103ZM114 59H115V60H114ZM130 59H131V60H130ZM137 59H138V60H137ZM151 59H152V56H151ZM151 59H150V60H151ZM200 59H199V60H200ZM209 59H210V58H209ZM251 59H253V61L255 60L254 63H253V61H251ZM19 60H18V62H16V61L13 60V63L11 62V63L9 64V66H8V70H7V71H6V69H5V68H6L5 64L2 63V62H4V61H0V63H1L2 65H4V69H5L4 72H8V74L11 75V76H13V77H14V75L16 76V74L12 73V69L15 70V71H14L15 73L17 72V73L19 74V75L17 74L18 76H16V77H19L20 75H21V76L24 75V77H25V75H26L25 73H26L27 71H30L29 69H31V71H32V70L34 71V68H35V67H31L30 65H26V63L22 62V63H24V65H26V66H24L22 63H19ZM27 60H26V61H27ZM46 60H47V62H46ZM123 60H126L127 63H129V64L125 63L126 61H123ZM174 60H176V61H174ZM257 60H259V61H257ZM6 61H7V60H6ZM6 61H5V62H6ZM9 61H11V59H10ZM40 61H41V59H40ZM55 61H56V62H55ZM106 61H108V62H106ZM117 61H118V62H117ZM119 61H121V64H120L121 66L119 65V63H120ZM134 61H135V62H134ZM137 61H138V62H137ZM158 61L161 62V64H162L163 66L161 65V67H160V65H158ZM166 61H167V64L165 63ZM170 61H172V62H170ZM177 61H178V62H177ZM216 61H218V62H216ZM220 61H221V62H220ZM229 61H230V60H229ZM236 61H237V62H236ZM14 62L17 63V64H19V65H18V66L15 65L16 67L13 68L12 66L15 64ZM31 62H32V63H31ZM61 62H62V63H61ZM79 62H80L81 65L79 64ZM94 62H96V63H94ZM98 62H102V63H103V64L101 63L102 68H101V66H100V67H99L100 69H96V68L98 67V65H100ZM104 62H106V63H104ZM131 62H132V63H131ZM144 62H141V63L143 64ZM147 62H146V63H147ZM162 62H163V63H162ZM168 62H169V63H168ZM175 62H177V63L174 64ZM219 62L221 63L220 66H219ZM233 62H234V63H233ZM261 62H263L262 65H261ZM37 63H38V62H37ZM37 63H36V65H38L37 68H41V67H39L40 64H39V63L37 64ZM111 63H114L115 65H113V64H111ZM117 63H118V64H117ZM123 63H124V64H123ZM134 63H135V65H136L137 68L139 67V68H138V69H139L138 71L135 70L136 67H135ZM178 63H179L180 65H178ZM182 63H183L185 66L187 65V63H188V65H189V64L191 65L192 69H193L194 72H195V73L193 74V77L191 76L193 70L190 69V66H189L190 71H189V69L187 68L188 65L186 66L187 69L184 70V69H183L184 66H183ZM211 63H212L213 65H214L215 63H216V64L213 66ZM231 63H232V64H231ZM235 63H236V65H234ZM237 63L241 65V66L239 65L238 68L236 67V66H237ZM257 63H259V64H257ZM6 64L8 65L7 62H6ZM11 64H13V65L11 66ZM20 64H21V65H20ZM47 64H48V63H47ZM47 64H46V65H47ZM60 64H59V65H60ZM96 64H98V65L96 66ZM108 64H109V65H108ZM116 64H117V65H116ZM130 64H132V65L130 66ZM144 64H145V63H144ZM165 64L167 65V67H166ZM171 64H172V66H173V65H174V66L177 65L178 68H177L176 70H178V69H180V68L183 69V71H182L181 69L178 70L180 73H182V74H180V75L184 76L183 78H181L182 76L178 78L179 73H175L174 68H176V67H174V66H173V67L170 66ZM201 64H203V65L201 66ZM225 64H227V65H225ZM242 64H243V65H242ZM252 64H255V65H252ZM43 65H44V66H43ZM50 65H49L48 67H50ZM57 65H55V66L53 67L52 72H53L54 68L58 67ZM77 65H78V66H77ZM79 65H80V69H81V66H82L83 69L86 68L88 71L92 69L91 71H89V72H92V74L90 73V75H89V72H87V71L85 70V71L87 72V74H88V76H87L86 73H83V72H85L83 69L80 70V71L83 70V72L78 73V72H79V71H78L79 68H75V67H79ZM104 65H105V66L107 65V66L104 67ZM118 65H119L120 69L118 68ZM124 65H126V66H124ZM150 65H151V66H150ZM207 65H206V66H207ZM232 65H233L234 67H233ZM250 65H252V67H251ZM258 65H259V67H260V65H261L262 67L259 68V67H257ZM20 66H21V67H20ZM23 66H24V67H23ZM29 66H30V68H27V67H29ZM65 66H66V67H65ZM112 66H113V67H112ZM115 66H116V67H115ZM128 66H129V67H128ZM132 66H133V67H132ZM149 66H150L151 68H153L152 66H154V68H155V67L157 68V67L159 66V68H160L159 72H158V71H155L156 69L154 70V71H155V72H154V75H155L154 78H155V79H156V78H157V79H158V78H159V79H162V78H163V79H162V80H159V79H158L159 82L157 81V83H156V80L154 79V81H155V82H154V81H153V77L151 76V77H152V79H151L152 81L147 80V77L150 79V75H153V72H151L152 74H150V73H148V72L153 71V69H154V68H153V69H150ZM197 66H196V67H197ZM206 66H204V67H206ZM217 66H219V67H218L219 69L217 68V70H216V67H217ZM224 66H225V69H226V70H224ZM0 67H1V66H0ZM19 67H20L19 72L21 71V69L24 70L25 68L27 69V71L24 70L25 72H23V70H22V71H21L22 74H23V75H22L21 72L19 73L18 70H17ZM22 67H23V68H22ZM46 67H47V66H46ZM46 67H44V68H46ZM60 67H63V66H60ZM87 67H88L89 69H88ZM90 67H91V68H90ZM114 67H115V68H114ZM122 67H123V68H122ZM124 67H127V68H124ZM130 67H132V68H130ZM140 67H141V68H140ZM162 67H164V68H162ZM179 67H180V68H179ZM182 67H183V68H182ZM204 67H203V68H204ZM227 67H228V69H227ZM229 67H230V68H233L234 70L237 69L238 71L235 70L236 72L232 73L234 70L231 72L232 69H229ZM250 67H251V69H250ZM254 67H255V68H254ZM256 67H257V68H256ZM9 68H12V69L10 70ZM15 68H16V69H15ZM32 68H33V69H32ZM37 68H35L36 71L33 72L34 74H33L32 72H28L27 74H31V73H32V75H33V76L31 75L32 77H34L35 75H38V76H39V74H35V73H38L39 70H40L39 73H42L43 71H42V68L39 69V70H38ZM51 68H52V66H51ZM51 68H50V69L47 68V69H48V71H47L48 73H47V72L45 73V75H46V74H49L48 77H50V75H52V72H51V74L49 73V72L51 71ZM74 68H75V70L78 71L77 73L80 74L79 76H78L77 73H75V70H74V73L77 74V76L75 77V75L72 73V69H74ZM111 68H112V69H111ZM121 68H122V70H124L125 72H123V71L121 70ZM159 68H157V69H159ZM171 68H172V69H171ZM214 68H215V69H214ZM221 68H222V70H224L223 73L221 72V73H222L221 77H223V75L225 74V72H226V73L228 72L229 75H224V78H225L226 76H230V75H231L230 77H231L232 79H230V77H226V78H228V81H231L230 83H233V80L236 79V81L234 82V84H235L234 86L237 87V88H235V87L233 86V84H231V87L233 86V87L235 88V90H237V91L241 90L242 92H243V91H245V92H247V91H248V92H249V91H250V92H255L254 94L256 95V97L259 96V95H257V94H258V92L260 91L263 95H261L259 98H253V97H254V94H253V93H252V94L249 93V95H248V92H247V93L243 92V94L240 92V93H239L240 95H238V92H237V91H236V93H235V91H234V93H233V90H232V89H234V88H233V87H232V88H229V87H230L229 84H228V88H229V89H227V87H226L225 85H224V87H226V90L222 89V88H223V86H222L223 84H222V83L220 84V87H221V88H220V87L218 86L219 82H221L220 79L223 81V83H224V81L228 83V81H226V79L224 80V78H220V76H219V75H220L219 73H220V71H221ZM253 68H254V69H253ZM56 69L58 70V68H56ZM60 69H61V72H59L60 74L63 73V72L65 73L64 70H63V72H62V69H63V68H60ZM60 69H59V71H60ZM102 69H103V70H102ZM115 69H116V70H115ZM140 69H141V70L144 69V73H145V72H147V73L144 74L143 72H141ZM161 69H162V70H161ZM164 69H165V71L171 69V70H170L171 72H169V71H168V72H164V71H163ZM213 69H214L215 71H214ZM239 69L241 70V72H240ZM247 69H248V71L246 72ZM260 69H261L262 71H261ZM0 70H1V68H0ZM2 70H3V68H2ZM9 70H10L11 72H9ZM43 70H44V72H45L46 69H43ZM49 70H50V71H49ZM95 70H101V71H96V73H98V74L96 75V73H93V72H95ZM112 70H113V71H112ZM117 70L120 72V74L117 72ZM120 70H121L124 74H123ZM126 70H127L128 72H127ZM187 70H188V72H191V74L189 73V75H188V72H187V75H185L184 72L187 71ZM197 70H198V69H197ZM208 70H210L209 72H211V74H210L209 72H207ZM212 70H213V72H215V73L212 74ZM229 70H230V72H231L232 74L229 72ZM249 70H250V72H249ZM253 70H254V71H253ZM256 70H257V71H256ZM37 71H38V72H37ZM55 71H56V70H55ZM133 71H134V72H133ZM173 71H174V72H173ZM178 71H177V72H178ZM205 71H206L207 73H206ZM217 71H218L219 73H217ZM255 71H256V76H255ZM258 71H259L260 73H259ZM2 72H3V71H1L0 74H1ZM56 72H58V71H56ZM56 72H55V73H56ZM66 72H67V69H66ZM69 72L72 73L73 76L75 77V78H73V76H72L73 79L76 80V78L78 77L77 79L80 81V82H79V85H77L78 81L76 80L77 83L74 84L75 86H73V87L71 86L72 83H73V81H75V80H73V79L71 78L72 81H71V80H70V82L68 81V80L70 79V73H69ZM99 72H101L102 74L100 73V75H99ZM114 72H115V73H114ZM136 72H141V74H138V75H137ZM157 72H158V74H159V75L157 74L158 77H157V75H156ZM160 72H161V73H160ZM163 72H164V74H165V78H164V74H163ZM239 72H240V74H239ZM10 73H12V74H10ZM55 73H53V74H55ZM64 73H63V74H64ZM82 73H83V74H82ZM121 73H122V74H121ZM131 73H132V74H131ZM173 73H174V74H173ZM204 73H206V76H205V75L203 76ZM208 73H209V74H208ZM216 73H217V74H216ZM236 73H237V74H236ZM250 73H251V74H250ZM262 73H263V74H262ZM57 74H58V73H57ZM57 74H56V75H57ZM63 74H62V75H63ZM65 74H66V73H65ZM65 74H64V75H65ZM93 74H95V75L93 76ZM104 74H103V75H104ZM127 74H128V75L131 74V75H133V76H130V75L128 76ZM147 74H148L149 76H148ZM161 74H162L163 76H162ZM169 74H171V75H169ZM175 74H177V75H175ZM215 74H216V76H215ZM233 74H234V75H233ZM248 74H249L250 76H249ZM252 74H253V75H252ZM2 75H3V76L0 75V76H1L0 78L4 77V78H2V80H3L2 82L7 83V85H6V84L4 85V84L1 82V80H0V83H2V84H0V87L3 86L2 88H4V86H6L5 88L11 89V88L8 87V86H9V85L11 86V83L14 84L13 81H12V79H14V78L12 77V79H11V76H9V75L7 76L6 73H4V74H2ZM4 75H6L8 78L5 77ZM84 75H86V76H84ZM122 75H123V76H122ZM154 75H153V76H154ZM172 75H173V76H172ZM195 75H196V78L194 77ZM209 75H211L212 80L214 79V77L216 78V77L218 76L217 78H220L219 80H216V82L219 81L218 84H216V85L213 84V83H215V82H214L215 80L213 81V83H212V80H211L210 82H207V81H209V80H208V79H209L208 77H210ZM212 75H214V76L212 77ZM28 76H29V75H28ZM28 76L26 75L25 79H26ZM38 76H36L37 79L39 78ZM41 76H42L43 78H42ZM41 76H40V78H42V80L40 79V80H38V81H39V82H41V81H42V82L45 81V80H44V77L46 78V76H44V73H42ZM96 76H98V77H96ZM136 76H137V78H138V80H136V81H139L140 79L142 80V77H143V76H144V80H145V77H146V80H145V81H144V80L142 81V82L145 83V84H143V83H137V82L135 83V79H137ZM169 76H170L171 78H170ZM186 76H188L189 79H190V77H191L192 79L195 78L196 81L194 80L195 82H191V80H189ZM207 76H208V77H207ZM259 76H260V77H259ZM9 77H10V79H9ZM16 77H15V78H16ZM24 77H23L22 79H21V78H20V79L18 78V80H19L20 83H21V82L23 83V81H25V80H23ZM52 77H54V78L56 79V81L58 82V80H57V78L55 77V75L51 76V78H52ZM57 77H58V75H57ZM59 77H60V76H59ZM59 77H58V78H59ZM62 77H63V76H62ZM62 77H60V79H61ZM64 77H65V76H64ZM79 77H80V78H81V77H82V78L84 77V78H83L84 80H83V79H80ZM87 77H88V78H87ZM122 77H123V79H122ZM130 77H132V78L130 79ZM134 77H135V78H134ZM140 77H141V78H140ZM160 77H161V78H160ZM185 77H186V78H185ZM201 77H205V78L202 79ZM242 77H243V78L246 77V78L244 79L245 81L243 80ZM248 77H249V78H248ZM251 77H253L254 79L251 78ZM261 77H262V78H261ZM5 78L8 79L11 83L8 84L9 81H8V82H5V80H6ZM54 78H53V82H54V80H55ZM95 78H96V80H95ZM139 78H140V79H139ZM166 78H167V80H166ZM198 78H199V76H198ZM257 78H258V79H257ZM28 79H29V77H28ZM28 79H26V81H28V82H25V83H27V84H28L29 81H30V80H28ZM37 79H36V80H37ZM46 79H47V78H46ZM63 79H64V78H63ZM132 79H133V80H132ZM168 79H169V80H168ZM178 79H179V80L182 79V81H180V85H179V80H178ZM184 79L187 81V82H186L187 85H186V84L184 85V84L181 83V82L185 81ZM237 79H238V80H237ZM247 79L251 81V82H250L251 85L248 83L249 81H248ZM255 79H256V80H255ZM14 80L16 81V82H15V85L19 84V83H17V82H18L17 78L14 79ZM20 80H21V81H20ZM32 80L34 81L35 79L33 78ZM32 80H31V81H32ZM36 80H35L34 82L32 81V83H29L31 86H30V87L28 86V87H29L28 90H30V88H33V87H32L33 84L36 86V83L38 82V81H36ZM48 80L50 81V78H48L47 81H48ZM94 80H95V81H94ZM127 80H128V82L130 83V85H129V83L127 82ZM163 80H164V81H163ZM165 80H166V81H165ZM177 80H178V81H177ZM198 80H200V81H198ZM242 80H243L244 82H243ZM31 81H30V82H31ZM49 81H48V82H49ZM51 81H52V79H51ZM51 81L49 82V84H50V83H51V84L53 83V82H51ZM61 81H62V79H61ZM61 81L59 80L60 83H61ZM67 81H68V83H66ZM111 81H112V82H111ZM148 81H149V82H148ZM192 81H193V80H192ZM204 81H205L206 83H205ZM246 81H247L248 84L246 83ZM255 81H256V82H255ZM260 81H261V83H260ZM35 82H36V83H35ZM57 82H54V83L57 84ZM59 82H58L59 85H56V84L54 85V84H52L50 87H48L49 84L46 83V81L43 82V83H41V84H42V85H44V83L48 84V86H47L46 84H45L44 86H47V87L49 88V90H50L51 87L53 88V86H54V88H53L54 91H58V90L56 89L57 86H59V88H61V89L64 88V87L62 86V85H64V84H62V83L60 84ZM71 82H72V83H71ZM85 82H86V83H85ZM105 82H107V84H106ZM122 82H123V83H122ZM131 82H132V85H131ZM146 82H148V84H147ZM242 82H243V83H242ZM258 82H259V84H258ZM16 83H17V84H16ZM22 83H21V86H20V87L23 86ZM25 83H23V84H24V86L26 87L27 85H25ZM74 83H75V82H74ZM84 83H85V84H84ZM104 83H105L106 85H104ZM110 83H111L110 86H112V85H113V86L109 88L108 86H109ZM126 83L128 84L129 89H128ZM133 83H134V84H133ZM152 83H153V84H152ZM154 83H156V84H154ZM169 83H170V82H169ZM175 83H170L171 85L169 84V86H172L173 84L175 85ZM183 83H185V82H183ZM197 83H198V84L200 83L199 85H201V87H200L201 90H204L206 87H207L206 89H208V90H204V91H205V92L203 91L204 94H202V93L200 94V93L195 92L196 90L198 91V89H199V88H197L196 90L194 89V86H195V88H196L197 86H199ZM203 83H205L206 85L203 84ZM207 83H208V84L210 83V84L208 85ZM227 83H225V84H227ZM238 83H239V84H238ZM245 83H246V85H245ZM252 83H254V84H252ZM38 84H39V85H38ZM38 84H37V87L40 86V83H38ZM117 84H118V83H117ZM123 84H124V85H123ZM135 84H137V85L139 84V86H138V87L135 86V87L133 88L132 86H134ZM149 84H150V85H149ZM162 84H163V85H162ZM166 84H167V83H166ZM202 84H203V85H202ZM211 84H212V85H211ZM261 84H262V85H261ZM15 85H13L12 87L15 88V87H14ZM19 85H20V84H19ZM42 85H41V86H42ZM76 85H77V87H76ZM91 85H88V83H87V86H88V87L91 86ZM97 85H96V86H97ZM210 85H211V86H210ZM213 85H214V87H213ZM242 85H245V86L243 87ZM24 86L22 87V88H23V89H22L23 91H24ZM44 86H43L42 88H44V89L47 88V87H44ZM55 86H56V88H55ZM60 86H62L63 88L60 87ZM87 86H85V87L87 88ZM106 86H107V87H106ZM115 86H114V87H115ZM119 86H120V87H119ZM166 86H167V85H166ZM166 86H165V85L163 86V87L165 88L164 90H166ZM179 86H180V87H179ZM215 86H216V87H215ZM238 86H239V87H238ZM241 86H242V87H241ZM246 86H247L248 90H247ZM253 86H254V88H252ZM17 87H18V85H17ZM17 87H16V88H17ZM37 87H35L34 92H38V91H39V90L36 91V88H37ZM91 87H92V86H91ZM91 87H90V88H91ZM93 87H95V86H93ZM124 87H123V88H124ZM142 87H141V88H142ZM157 87L155 88L156 90H157ZM208 87L210 88V90H209ZM2 88H1V90H3V91H1V92H3V94H4V92H5L6 90H8V89H5V91H4V89H2ZM13 88H12L10 91H9V90H8V91H9L10 93L13 92ZM39 88H40V87H39ZM48 88H47V89H48ZM52 88H51V89H52ZM59 88H58V89H59ZM68 88H69V87H68ZM106 88H108V89H106ZM116 88H115V89H116ZM167 88H168V87H167ZM170 88H172V89H170V90L167 89V90H169V91L173 90V87H170ZM184 88H182L183 91H185V89H187V88H185V89H184ZM202 88H204V89H202ZM212 88L215 89V90H213ZM238 88H239V89H238ZM243 88H244V89H243ZM18 89H19V87L17 88V90H18ZM20 89H21V88H20ZM33 89H34V88H33ZM37 89H38V88H37ZM44 89L41 91V88H40V91L43 93ZM55 89H56V90H55ZM61 89H60V90H61ZM66 89H67V88H66ZM69 89H70V88H69ZM74 89H73V90H74ZM93 89H94V88H92V90H93ZM97 89H96V90H97ZM110 89H111V90H110ZM115 89H113V91H114ZM132 89H131V90H132ZM145 89H146V87H145ZM155 89H154V90H155ZM162 89H163V88H162ZM188 89H187V91H189ZM218 89H221V91H220V90L218 91ZM230 89L232 90L231 92H232L234 95H232L230 92H229L230 94L227 93L228 90L230 91ZM257 89H258L259 91H258ZM22 90H21V91H22ZM28 90L26 89V91H24V92H26L25 94H27V91H28ZM45 90H46V89H45ZM49 90H46V91H49ZM212 90L215 91V92H213V93L211 94ZM254 90H255V91H254ZM8 91H6V95L9 94ZM40 91H39V92H40ZM206 91H208V95L206 94ZM209 91H210V93H209ZM222 91H224V92L227 91L226 94H225L224 96H222V95L224 94ZM1 92H0V97H2V100H4V102H5V100H6L8 97H7L6 95H4V96H6V97H4V98H5V99H4L3 96H1V95H3V94H1ZM31 92H33V91H31ZM34 92H33V93H34ZM41 92H40V93H41ZM173 92H174V91H173ZM173 92L171 91V92L168 93V92L166 91V94H165V93H164V94H165V96H167L166 98H169L168 96L170 95V93H173ZM200 92H201V91H200ZM7 93H8V94H7ZM14 93L17 94L16 90L14 91ZM14 93H11V94H13V96H12L11 94L8 95V96H10V98H11V97H14V96H15V98L17 97V99H16L17 101H18V99L20 98V97H18V95H19V94H22V95H23V92H22V93H21V92L19 93V91H18L17 96L14 95ZM28 93H29V92H28ZM42 93H41V94H42ZM215 93H216V94H215ZM217 93H220V94L222 93V94H221V95L218 94V96H217ZM256 93H257V94H256ZM38 94H39V93H38ZM38 94L35 93V95H38ZM193 94H194V95H193ZM199 94H200V96L202 95L203 97H205L204 95L209 96V97H205V98L202 99V96H201V97L199 96V98H201V100H200V99H198V95H199ZM227 94H229L230 96H228ZM22 95H21V98H22ZM29 95H30V93H29ZM39 95H40V94H39ZM213 95H216V96H213ZM226 95H227V96H226ZM235 95H236V96H235ZM241 95H242V96H241ZM244 95H245V96H244ZM246 95H247V97H249L248 100H247V105H246L245 103H243V102H244L243 100L246 101V99H247V98H244V97H246ZM26 96H27V95H26ZM165 96H164V97H165ZM211 96H212V97H211ZM219 96H222V98L226 97V101L228 100L227 102H225L226 104H225V103H222V102H224L225 100L223 101L222 98H218ZM231 96H233V99L231 98ZM237 96H238L237 100H239L238 103H240V104H242V105L238 104L237 102L235 103V100H234V99H235ZM23 97H24V96H23ZM28 97H29V98L31 97V98H30V102H31V103H32V102H35V101H36L37 104H39V103H43L42 100H41V102H40V101H38L39 99H38V100L36 99L37 96L35 97V96L30 95V96H28ZM28 97H27V98H28ZM34 97H35L36 100L33 99ZM214 97H216V98H214ZM234 97H235V98H234ZM239 97H241L240 99H241L242 103L240 102ZM15 98H13L12 100L8 98L7 100H9V102H10V101L12 102V101H15ZM230 98H231L234 102H232V100H231ZM0 99H1V98H0ZM23 99H25V98H23ZM23 99H20V100H19L20 102L18 101L19 104L17 103V101H16V102H12L13 105L10 103L8 106H5V108L8 107L7 109H10V108H11L10 105H12V107H14V106H15L14 103H15V104L17 103L16 106H15V108H17L18 105H19L20 107H22L24 101H26V102L29 101V99L24 100V101H23ZM32 99H33V100H32ZM55 99H56V98H55ZM60 99H61V98H60ZM214 99H215V101H213V102L216 103L217 107L214 106V105H213L214 107H212V106L210 107L211 104H209V103L211 102V100H214ZM221 99H222V100H221ZM224 99H225V98H224ZM242 99H243V100H242ZM253 99H254V100H253ZM259 99H260L261 101H260ZM21 100H22V103H21ZM57 100H58V98H57ZM61 100H62V99H61ZM149 100H150V99H149ZM198 100H199V101H198ZM209 100H210V101H209ZM237 100H236V101H237ZM44 101H45V100H44ZM59 101H60V100H59ZM151 101H153V99L150 100V101H148V102L151 103ZM216 101H217L218 103H217ZM248 101L250 102V104L248 103ZM0 102H2V103H0L1 105H2V104H6V105H7V103H3V101H0ZM6 102H7V101H6ZM153 102H154V101H153ZM187 102L190 103L189 101H187ZM196 102H197V103H196ZM200 102H199V103H200ZM213 102H212V103H213ZM231 102H232V103H231ZM253 102H254V107H251V105H252ZM20 103H21V105H20ZM28 103H29V102H27L26 105H28ZM31 103H30V104H31ZM36 103H35V104H36ZM45 103H46V101H45ZM58 103H60V102H58ZM104 103H105V102H104ZM202 103H200L199 106H202V105H203ZM227 103H228V105H227ZM32 104L35 106L34 103H32ZM32 104H31V105H28V106H26V105L24 106V105H23V107H24V108H28L29 106H32ZM219 104H220V105H219ZM222 104H223V105H222ZM224 104L227 105L226 107L229 106V111H230V109H232V112H233V113H230L229 118H228L229 113L227 114V112H228L227 110H228V109L225 108ZM231 104H232V106H231ZM244 104H245L246 107H248V106L250 105V106H249L250 108H252V109L255 108L254 110H252V111L249 112L250 115H252V114H257V115H255V117H254L253 115H252L253 117L248 116L249 114H247L248 112H246V111H249V110H251V109L245 107V109H246V110H245V109L242 107V106H244ZM248 104H249V105H248ZM259 104H260V105H259ZM101 105H102V103H101ZM104 105H105V104H104ZM257 105H258L259 108L256 107ZM2 106H3V105H2ZM199 106H198V107H199ZM208 106H209V107H208ZM219 106H220L221 108H220ZM252 106H253V105H252ZM20 107H19L18 109H21ZM23 107H22V108H23ZM187 107L189 108V106H187ZM187 107H185L184 109H186ZM198 107L195 109L196 111H197ZM204 107H202V108H204ZM234 107H235V109H234ZM1 108H2V107H1ZM1 108H0V109H1ZM209 108L211 109L210 111H212V112L208 111ZM214 108H215V110L217 109V110H216L217 112L214 111ZM218 108H220L221 110L219 109V110H220V111H219ZM223 108H224V109H223ZM261 108H260V110H261ZM3 109H4V108H3ZM7 109H6V110L4 109L5 111H3V113L6 112V111H9V110H7ZM200 109H201V107H199V110H200ZM212 109H213V110H212ZM243 109H244L245 111H244ZM257 109H258L259 112H257ZM10 110H12V108H11ZM203 110H205V109H203ZM206 110H205V112H206ZM222 110H225V111H226V112L224 111V114H225V115L227 114L225 118H224V114L222 113V112H223ZM234 111H236V112H235L236 114L234 113ZM239 111L242 113L240 116L238 115V114H240ZM242 111H244V112H242ZM253 111H255L256 113H254ZM1 112H2V111H1ZM1 112H0V113H1ZM245 112H246L247 116H246ZM198 113H199V112H198ZM251 113H252V114H251ZM258 113H259V114H258ZM231 114H232V117H233V114H235L234 117L237 118V120L235 119L234 122H237V121L240 119V120L238 121L239 124L232 123L233 121L230 122L231 124L236 125V126H233V127H236V129H238L237 127H239V126H237V125H241V126L239 127V129L236 131L237 133H235V134H233L232 132H230L231 129L233 130L232 125L229 126V125H228L229 123L227 124V120H224V119H226V118H227L228 120H229V119H233L234 117L232 118V117H231ZM0 115H1V114H0ZM236 115H237V116H236ZM2 117H3V116H2ZM2 117H0V118H2ZM230 117H231V118H230ZM246 117L249 118V120H248ZM219 118H220V120H218ZM221 118H222V119H221ZM250 118H251V121H250ZM252 118H253V120H252ZM201 119L203 120L202 116L198 119V122H199L200 124H202V125L205 124V122H201V121H202ZM212 119L215 120V121H213ZM241 119H242V120H241ZM199 120H200V121H199ZM222 120H224V122H221ZM230 121H231V120H230ZM242 121H243V122H242ZM244 121H245V122H244ZM254 121H253V122H254ZM257 121H256V123H257ZM162 122H164V123H162ZM212 122H214V123H212ZM217 122H220V123H217ZM225 122H226V125H225L226 128H225V126H224V123H225ZM228 122H229V121H228ZM238 122H237V123H238ZM166 123H167V122H165V120L162 119V121H161V123H159V125L161 126V125L163 124V125H162L163 127H165V128H169V129H170V126H172V122H168V124H167L166 126H164ZM240 123H242V124H240ZM250 123H251V125H253V126H250ZM258 123H257V125H258ZM211 124H210V125H211ZM220 124H222V125H220ZM247 124H248V126H245V125H247ZM169 125H170V126H169ZM255 125H256V124H255ZM157 126H158V125H157ZM162 126H161V128H160V127H159V128H160V129H165V128H163ZM167 126H168V127H167ZM211 126H212V125H211ZM228 126H229L231 129H230ZM242 126H245V128L247 127V129H248L247 133L249 132L250 135H249V133H248V134H246V133L243 134V133H242V132H243L242 129L244 128V127L241 128ZM213 127H214V126H213ZM223 127H224V128H223ZM227 127H228V129H227ZM257 127H258V126H257ZM263 127H264V126H263ZM211 128H212V127H211ZM240 128H241V129H240ZM169 129H167V130H169ZM219 129H220V130H219ZM221 129H222L224 132H222ZM236 129H234V130H236ZM247 129H246V130H247ZM249 129H250V130L252 129L253 132H252V130L249 131ZM254 129H255V130H258V132L260 131V133H262L263 135H262V134H258V132L256 131L257 134H258V137H257L256 133L254 132ZM170 130H171V129H170ZM211 131H212V129H211ZM216 131H218V132L220 131V132H219L218 134H216V133H217ZM225 131H226V132H225ZM227 131H228V132H227ZM240 131H241V133H239ZM261 131H263V132H261ZM215 132H216V133H215ZM221 132H222V133H221ZM233 132H234V131H233ZM244 132H246V131H244ZM231 133H232V134H231ZM220 134H221V135H220ZM253 134H254V135H253ZM224 135H225V136H224ZM231 135H232V136H231ZM234 135H235V136H234ZM240 135H241V136H240ZM247 135H248V136H247ZM259 135H262L263 137L261 136L262 138H260ZM237 136H238V137H237ZM255 136H256V137H255ZM218 137H219V138H218ZM222 137H224V138H222ZM229 137H230L231 139H230ZM241 137H243V138H241ZM251 138H252V139H251ZM232 139H233V141H232ZM254 139H255V140H254ZM241 140H242V141H241ZM244 140H245L246 142H245ZM252 140H253V141H252ZM237 141H238V142H237ZM247 141H248V142H247ZM258 141H259V142H258ZM261 212H262V211H261ZM259 213H260V212H259ZM261 214H262V213H261ZM261 214H260V215H257V216H258V217H260V216L262 217L263 214H262V215H261Z\"/></svg>","mask_w":264,"mask_h":264}]
</instances>
